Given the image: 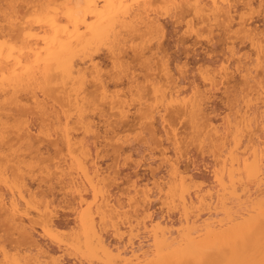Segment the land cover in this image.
<instances>
[{
  "label": "bare ground",
  "instance_id": "1",
  "mask_svg": "<svg viewBox=\"0 0 264 264\" xmlns=\"http://www.w3.org/2000/svg\"><path fill=\"white\" fill-rule=\"evenodd\" d=\"M2 3L0 4V14H1V16H0V144H3L4 145V147L7 145L5 142L8 140V142L10 141V140H13V139H11V138H13V137H11V138H9V135H8V138H6L5 136L7 135L6 133H10V134H13L15 131H16V134L17 133H19V134H15L16 136H17V140H19L20 139V143H23L24 142V140H26V137H29V139L30 138H32L31 136H30V134H31V130L32 129H30V127L31 126H33L32 124H31V126H29L30 125V123L28 122V117L27 116H24V115H26L27 113H28V115L31 113V112H29V110H28V112L27 113H24L25 111L24 110H22L23 109V106H25L24 108H26L28 105L27 104H22V107L20 106H18L19 104V99H18V94H25V93H30V94H32L33 95V98H35L34 96H37V94H36V92L38 91V88H40V89H42V91H44L45 93H47V95H49L48 97H51L52 98V96H54L53 98H54V100L57 102V104H59L60 106H61V108H62V110H64L65 108H67L66 110H64V111H62L61 113L62 114H59V115H61L60 117L57 115L56 117H55V119L57 118V122L55 123V125L53 124V122H54V120L52 121V124H53V126L50 124V122L48 121V120H45L44 122H47L46 124L47 125H51V127H53V130H55V129H57V130H55L57 133H58V131H59V134L58 135H60V133H61V137H62V139L65 141V143L67 144V146H65V147H68V149L69 150H73V146L74 145H76V143H73V140L75 139V138H82L83 139V135H81V136H83V137H79L78 135V137L76 136V137H74V135L76 134L75 132H79V131H83V133H84V135H86V136H89V135H87L88 133L90 134L91 132H93V134L95 133V129H94V131L91 129V127L92 128H94V126H95V124H94V126L92 125L91 126V121L92 120H90V118L89 117H92L91 115L89 116V114L91 113H89L88 111H89V109H88V107H87V104L89 105V108H90V106L91 107H93V105H90V104H92L91 102H89V101H87V102H84L85 101V97H83L82 96V92L84 91V89H85V87H86V83L88 82L87 80L90 78V77H88V79H87V76H86V71H87V68L88 67H91L90 68V70L91 71H93L94 73H96V75H94L93 76V85H90V86H93V87H91L90 89L91 90H89L88 92V94H94L95 92H97L96 90H101V91H103V92H106V88H108V86H110V84L111 85H113L114 87H116L117 89H120L121 87H122V85L124 84V82H123V80L125 79L127 82H126V84H129V85H133V84H137V86L139 85V79H137V74L135 73V72H137V71H134V70H136L135 69V67H136V65H138V66H140L139 68H141V70L143 71V74H142V78H143V82H142V87L140 86V88H142V89H144V90H141L143 93V95H141V97L143 96L144 98H145V100H147V102H148V99H146V97H150V96H152V95H154V96H152V100L153 99H156L155 100V103H156V105L157 104H159V102H161V100L160 99H163V98H165L166 97V93H168V97H170V95L172 96L173 94H174V96H175V94H180V92H181V89H184V87H182L183 86V84H181V83H183V81L182 80H184V83H185V81H187V80H189V74L191 73V71H190V68H189V64H187V62H186V64L184 65V66H176V69H177V72L179 73L178 74V77H176V76H174L173 74H172V72H171V70H170V68H169V63L171 62V60H172V55H171V53H170V49H169V46H168V42H166V43H162L161 41L160 42H158V44L156 43V46H154V45H152V47H139L138 48V46L140 45L141 46V44H139V45H137V48H135V47H131V45L129 46V45H127L128 44V42H129V39H132V37L131 36H135V34L136 35H139L140 37L143 35V37H141V38H144V40H145V38H147V37H144V36H146V33H144V32H148V33H150L151 31H154V34H156L155 33V30H163L164 29V27H163V25L162 24H160L159 23V21L158 20H152L153 18H151V20H150V18L148 17V15H147V17L149 18V19H146L147 17H146V7L144 8H142V9H140L141 8V6H142V4L140 5V10H136L137 12H133V13H131V12H129V11H127L129 8H127L126 6V8L125 7H123V10H124V12L122 11V5H120L121 6V8H119V9H121V13H120V10H118V11H116V9L114 10V9H112L113 8V6H115V5H112L111 6V9H109V7H110V5L109 4H114L112 1L111 2H108L107 3V5H109L108 6V8L107 9H109V10H106V7L105 6H102V8H104V9H99V1L100 0H63L65 3H67V4H71V3H73L72 4V6H74V7H72L71 6V8L69 9V8H66L65 10H67V11H65V10H63V11H65L66 12V15H67V18H66V20H65V18H63L62 16H60V15H62L63 13V15H65V12H63L61 9H60V11L61 12H59L58 11V8H56V7H58L57 6V3L56 2H60L59 0H47V2L48 1H50V2H48V3H50L49 5H51V4H55L56 6H50L49 8L51 9V10H49V13H50V15L48 16V21H47V19L45 20V18H47V15L49 14L48 13V10H43L44 12H42V14H39L40 16L41 15H43L42 16V19H44V20H42V19H39L38 17V19H39V21L41 22H45V21H47V22H45V24L47 25V27L45 28L44 26H46L45 24H43L42 22V24L44 25H42L41 26V24H40V22L38 23V21H37V24H33V25H31L32 23H30V22H32L31 20H28L27 22L26 21H21V20H14V21H21L20 23L22 24H24V22H25V25H26V27H25V25H20V26H15L14 25V22H13V20H11L12 18H16V14L17 13H15V12H20V9L22 10V8H19L20 7V2H18L17 4H19L18 6V8L17 9H19V10H17L16 8H14L15 6H13V4H11V2L9 1V0H0ZM18 1V0H17ZM20 1V0H19ZM22 1V0H21ZM32 1V0H31ZM37 1V0H36ZM39 2H41V1H43V0H38ZM46 1V0H45ZM62 1V0H61ZM62 1V2H63ZM107 1H109V0H107ZM127 1V0H126ZM125 1V2H126ZM133 1V0H132ZM144 1H146V0H144ZM147 1H148V3H147ZM146 1V3L150 6V8H151V6L152 7H154L155 8V3H157L158 1H160L159 3H165V2H163L164 0H147ZM165 1H168V4H172L173 6H176V7H172V8H174V10L176 9H178V13L176 12V10L174 11L177 15L179 14V18L181 19V15H185V14H187L186 12H189V11H192V13L194 14V16H195V18L201 23V24H204V23H207L208 22V27H209V24H210V26H212L213 24H212V22H214V24L216 23V22H218L219 20H220V27L222 28L223 26V28H224V30H225V32H224V36H226V34L227 35H229V37H231L230 36V34L233 32V29L236 27H240V29H241V27H244V24L243 23H245L242 19H244V18H242V17H240V20L242 21V23H241V21H238V19H237V23H235V20H236V14H237V17L238 16H240V15H238V13H239V8H240V6L237 4V3H233V2H231L230 0H165ZM23 2H25L26 3V1H24L23 0ZM29 2V1H28ZM27 2V3H28ZM101 2V1H100ZM124 2V1H123ZM129 2V1H128ZM137 2V1H136ZM136 2L134 3V4H136ZM143 2V1H142ZM13 3V2H12ZM15 3H16V1H15ZM34 3H36L37 4V2H34ZM42 3V2H41ZM41 3H40V5H41ZM46 3V2H45ZM45 3L43 4V5H41L42 7L44 6L45 7V9H46V6H48L47 4L45 5ZM105 3V2H104ZM137 3H139V2H137ZM146 3H145V6H148V5H146ZM250 3V2H249ZM249 3H245V0H244V6H243V8H245V6L248 8V6L249 7H251L252 5L251 4H249ZM11 4V5H10ZM64 3H62V5H63ZM103 3H101V5H102ZM116 4V3H115ZM118 4H121V3H119L118 2ZM123 4V6L125 5L124 3H122ZM131 4V3H130ZM150 4H152V5H150ZM154 4V5H153ZM166 4V3H165ZM25 5V4H24ZM30 5V4H29ZM35 5V4H34ZM58 5H61V3L60 4H58ZM66 5V4H65ZM106 5V6H107ZM133 5V4H132ZM139 5V4H138ZM137 5V8L139 7ZM164 5V4H163ZM171 5V6H172ZM251 5V6H250ZM262 5V4H261ZM11 6V7H10ZM26 6V7H25ZM24 7L25 8H28V6L27 5H25ZM130 6V5H129ZM158 6H160V5H157L156 7L158 8ZM164 6H166V5H164ZM22 7V6H21ZM24 7H23V9H24ZM34 7V6H33ZM65 7V6H64ZM64 7H62V9L64 8ZM66 7H67V5H66ZM115 7H117V4H116V6ZM131 7V6H130ZM136 7V6H135ZM169 6H166V8H168ZM10 8H14V9H16V11L14 12L15 13V15H12V13H13V11H12V9H10ZM59 8H61V7H59ZM101 8V7H100ZM253 8V7H252ZM3 9V10H2ZM125 9H127L126 11H125ZM165 9V8H164ZM163 9V10H164ZM168 9H170V8H168ZM246 9V8H245ZM251 9V8H250ZM102 10V11H101ZM132 10H134V8H133V6H132ZM153 10V9H152ZM171 10H173V9H171ZM10 11H12V12H10ZM24 10H22L21 12H20V15H21V13H24L25 14V12H23ZM51 11V12H50ZM59 13H58V12ZM157 11H159L158 9H157ZM166 11V10H165ZM246 11V10H245ZM255 11V10H254ZM258 11V10H257ZM27 12V11H26ZM32 12H36V11H34V10H32ZM63 12V13H62ZM10 13H11V15H12V18H10ZM44 13H46V15L44 14ZM258 13V12H257ZM264 13V12H263ZM19 14V13H18ZM17 14V15H18ZM34 14V13H33ZM32 14V15H33ZM58 14H60L59 16H58ZM122 14V15H121ZM159 14H160V12H159ZM45 15V16H44ZM156 15H158V14H156ZM167 15V14H166ZM176 15V16H177ZM253 15H255V14H253ZM252 15V16H253ZM14 16V17H13ZM22 16V15H21ZM25 16V15H24ZM23 16V17H24ZM28 16V15H27ZM128 16H130L131 18L130 19H132V20H129V19H127V17ZM154 15H152V17H153ZM264 16V15H263ZM23 17H21V18H23ZM34 18L36 17V16H33ZM45 17V18H44ZM62 19H61V18ZM65 17V16H64ZM92 17H96V19L98 18V20H97V22L95 21V19H92ZM146 17V18H145ZM156 17V16H155ZM178 17V16H177ZM17 18L19 19V16H17ZM28 18H30V17H28ZM33 18V19H34ZM89 18H91V20H94L95 22L94 23H89ZM129 18V17H128ZM157 18V17H156ZM191 18H192V16H191ZM251 18V17H250ZM32 19V20H33ZM37 19V20H38ZM89 19V20H88ZM189 19V18H188ZM253 19V18H252ZM262 19H264V17L262 18ZM23 20V19H22ZM25 20V19H24ZM27 20V19H26ZM36 20V19H35ZM64 20V21H63ZM149 20V21H148ZM245 20H246V18H245ZM133 21H134V25H133ZM189 21V24H190V20H188ZM121 22V23H120ZM140 22V23H139ZM191 22H193V21H191ZM12 23V24H11ZM17 23V22H16ZM119 23V24H118ZM117 24V25H116ZM136 24V25H135ZM139 24V25H138ZM140 24L142 25V26H140ZM187 24H188V22H187ZM187 24H186V27H187ZM191 24H193V23H191ZM191 24L190 25H188L189 26V28H191ZM212 24V25H211ZM236 26H235V25ZM13 25V26H12ZM119 25V26H118ZM206 25V26H207ZM216 25V24H215ZM223 25V26H222ZM238 25V26H237ZM246 25V24H245ZM15 26V28L18 30V28H19V32H21L20 31V29L22 28H24V30H26V31H24V30H22V31H24L25 33H23V32H21L20 34H19V36H21V37H25V39L24 40H21L22 38L21 37H19V38H21V39H19L18 37L17 38H15L12 34H15V32L16 33H19V32H17V31H13V29H15V28H13ZM22 26V27H21ZM41 26V27H40ZM121 26V27H120ZM140 26V27H139ZM194 25H192V27H193ZM217 26H218V24H217ZM44 27V28H43ZM85 28V30H84V28ZM143 27V28H142ZM185 27V26H184ZM220 27H218V28H220ZM248 27V26H247ZM13 28V29H12ZM35 28H39L40 30L42 29V32L44 33H42V35H39V32H38V30H37V34L35 33V34H33L34 32H32V31H34V29ZM116 28H117V31H116ZM141 28L143 29L142 31H141V33H144V34H142V35H140L141 33H139L138 34V32H140V30H141ZM217 28V27H216ZM237 28V29H238ZM15 29V30H16ZM29 29H30V31L32 32V34L30 33V31H29ZM145 29V30H144ZM194 29H196V28H194ZM193 29V30H194ZM236 29V30H237ZM239 29V30H240ZM27 30H28V32H27ZM39 30V31H40ZM238 30V31H239ZM242 30V33H240V34H245V33H247V35H245L246 37H247V41L248 40H250L249 42H250V44H252V47H256V46H258V45H255V44H257V43H264V41L262 40V42H259L260 41V39H262L261 38V36H260V38H259V36L257 37L256 35L255 36H253V34L254 33H252V32H250V30H247L246 29V26L244 27V28H242L241 29ZM144 31V32H143ZM189 31V30H188ZM237 31V32H238ZM256 31V30H255ZM254 31V32H255ZM13 32V33H12ZM35 32H36V30H35ZM195 32H196V30H195ZM236 32V34L235 35H233V37H235L238 33ZM244 32V33H243ZM257 32V31H256ZM262 32V31H261ZM260 32V33H261ZM12 33V34H11ZM134 33V34H133ZM147 33V34H148ZM151 33H153V32H151ZM150 33V35H151V39H153V40H151V41H154L155 39H156V36H152L153 34H151ZM192 33V32H191ZM259 33V32H258ZM185 34V33H184ZM233 34V33H232ZM18 34H16L15 36H17ZM149 35V34H148ZM147 35V36H148ZM149 35V36H150ZM196 35H198V33L196 34ZM242 35V36H243ZM259 35V34H258ZM261 35V34H260ZM138 36V37H139ZM223 36V38L225 39V37ZM238 36V35H237ZM12 37H14L15 39H18V41L19 40H21L22 41V43L20 42V45H18L19 43L18 42H13L14 40V38L12 39ZM136 37V36H135ZM138 37L136 38V40L138 39ZM139 37V38H140ZM228 37V38H229ZM241 37V36H240ZM140 38V39H141ZM241 38H243V37H241ZM256 38H258L259 39V41L256 39ZM147 39H149V37L147 38ZM146 39V40H147ZM158 39V38H157ZM237 39V38H236ZM239 39V38H238ZM237 39V40H238ZM29 40V41H28ZM106 40H108L110 43H109V45H107L108 44V42L106 41ZM139 40V39H138ZM168 40V39H167ZM233 40V39H232ZM240 40V39H239ZM243 40H244V38H243ZM245 40H246V38H245ZM15 41H17V40H15ZM38 41H41L42 42V45H41V43L40 42H38ZM102 41L103 42H107V44H102V46L103 45H105V46H103L102 48L103 49H106L105 50V52L107 51V46H109L108 48H110V49H108L109 50V53H108V51L106 52L107 54H108V56L107 55H103V56H100V54L97 52V50H98V48H99V44L100 43H102ZM255 41H257V43L255 42ZM111 42H116L118 45H116V43L115 44H112ZM150 42V41H149ZM155 42V41H154ZM239 42H241V41H239ZM18 43V44H17ZM39 43H40V45L42 46H40V47H35V46H37V45H39ZM246 43H248V42H246ZM95 44H97V45H99L98 46V48L97 47H95L96 49H93L94 48V46H95ZM110 44H111V46H112V49H111V46H110ZM152 44V43H151ZM176 44H177V42H176ZM175 44V45H176ZM180 44V43H179ZM16 45H18V47L16 46ZM96 45V46H97ZM115 45V46H114ZM146 45V44H145ZM222 45V44H221ZM235 45V44H234ZM238 45V44H237ZM241 45V44H240ZM244 45H245V43H244ZM127 46H129V48L127 47ZM177 46H179V45H177ZM176 46V48H179V47H177ZM261 46V44L258 46L259 48H255V50L257 51V49H261V50H263L264 51V47H263V44H262V47H260ZM33 47H35L36 49H34ZM115 47V48H114ZM116 47H117V49H116ZM127 47V48H126ZM141 48V49H140ZM129 49V50H128ZM189 50V48H187V50L185 49V53L184 54H186V55H184V56H186V60L188 61V59H190V56L192 57V55L190 54V52L188 51ZM260 50V51H261ZM128 51H130V52H128ZM247 51V50H246ZM254 51V50H253ZM259 51V52H260ZM263 51H261L260 52V54L261 53H264ZM227 52V51H226ZM255 52V51H254ZM34 53V54H33ZM101 53H103L102 51H101ZM222 53V52H221ZM32 54V57L30 56ZM105 54V53H104ZM179 54V53H178ZM194 54V53H193ZM234 54H235V52H234ZM258 54V53H257ZM256 55V54H255ZM259 55V54H258ZM264 55V54H263ZM82 56V57H81ZM224 57V56H223ZM264 57V56H263ZM98 58V59H97ZM246 58V57H245ZM250 58V57H249ZM97 59V60H96ZM125 59H126V61H125ZM251 59V58H250ZM252 59H253V57H252ZM258 59H260V58H258ZM79 60V61H78ZM121 60H122V62H124L125 61V63H126V69L127 70H125L124 68H122V69H124L125 70V72L126 73H124L125 75L122 77V72L120 73V72H118V74L116 75H113V76H108V79L106 78V80L104 79V77L102 78V74H99L100 73V70H98V68H99V66L101 65V64H104L105 62H107V61H109V62H111L114 66H118L119 64H121ZM245 60V59H244ZM261 60V59H260ZM264 60V59H263ZM247 61V60H246ZM251 61V60H250ZM245 62V61H244ZM255 62V61H254ZM257 63V62H256ZM255 63V64H256ZM264 63V62H263ZM243 64H245V63H243ZM248 64H250V63H248ZM253 65V67H255L256 65ZM161 65V66H160ZM86 66H88V67H86ZM245 66V65H244ZM243 66V67H244ZM252 66V65H251ZM261 66H263V65H261ZM112 67V66H111ZM243 67H242V69H243ZM248 67V66H247ZM252 67V68H253ZM222 68V67H221ZM225 67H223V69H224ZM259 68H260V66H259ZM263 68V67H262ZM261 68V69H262ZM100 69V68H99ZM102 69V68H101ZM113 70V69H112ZM245 71H246V69H244ZM220 71V70H219ZM242 71V70H241ZM249 70L247 69V71H246V73L248 72ZM252 71V70H251ZM258 71H260V70H258ZM89 72V71H88ZM190 72V73H189ZM225 72L227 73V75H226V73H225V75L226 76H228V73H229V75H231L230 74V72H227V69H225ZM235 72V71H234ZM242 72H244V71H242ZM241 72V73H242ZM141 73V72H140ZM223 73H224V71H223ZM245 73V74H246ZM89 74H91V76H92V72L91 73H89ZM88 74V75H89ZM205 74V73H204ZM264 74V73H263ZM215 75V74H214ZM224 75V74H223ZM225 75L224 76H222V77H224L225 78ZM242 75V74H241ZM107 76V75H106ZM105 76V77H106ZM202 76V75H201ZM203 76H205V75H203ZM208 77H210L209 75H207ZM207 76H205V77H203L202 78V80H204V79H206V77ZM232 76V75H231ZM244 76L246 77L245 78V80H246V83L249 81V79H248V81H247V75H243L242 77L244 78ZM262 76V75H261ZM215 77V76H214ZM241 77V78H242ZM257 77V76H256ZM259 77H260V75H259ZM211 78V77H210ZM210 78H208V79H210ZM238 78V77H237ZM251 78V77H250ZM261 78V77H260ZM92 79H90V80H92ZM137 80V82H136V80ZM191 79V78H190ZM213 78H211V80H209V82L211 81V84H207L208 86L210 85V86H213L214 84L213 83H215V82H213V80H212ZM222 79V78H221ZM226 79H227V77H226ZM229 79H230V77H229ZM257 79V78H256ZM108 80V81H107ZM162 80H165V82H166V89H165V91H164V93H163V91L160 89L161 88V85H162ZM216 80V79H215ZM214 80V81H215ZM222 80H225V79H222ZM190 81V80H189ZM206 81V80H205ZM208 81V80H207ZM206 81V82H207ZM204 82V81H203ZM217 82V81H216ZM227 82H228V80H227ZM250 82V81H249ZM90 83V81L88 82V84ZM92 83V82H91ZM144 83H146V85L144 84ZM242 83V82H241ZM245 83V82H244ZM246 83H245V85H246ZM141 84V83H140ZM181 84V85H180ZM193 84V83H192ZM251 84V83H250ZM151 88V92L149 93V95L150 96H148V86ZM194 85V84H193ZM191 86V87H194V86ZM216 85H218V83H216ZM215 85V86H216ZM228 85H229V83H228ZM242 86L244 85V84H241ZM248 85H249V83H248ZM89 86V87H90ZM206 86V85H205ZM247 86V85H246ZM255 86H256V84H255ZM263 86V85H262ZM118 87H120V88H118ZM130 86H128L127 87V89L129 88ZM198 87V86H197ZM214 87V86H213ZM244 87V86H243ZM243 87L240 89V87H239V89L241 90V92H242V90L243 91H245V87H244V89H243ZM248 87V86H247ZM246 87V88H247ZM251 86H249L248 88H250ZM204 88V87H203ZM207 88H209V87H207ZM211 88V87H210ZM215 88V87H214ZM252 88V87H251ZM251 88H250V90H251ZM261 88H263V87H261ZM35 89H36V92H35ZM130 89V88H129ZM197 88H194L193 90H195V91H193V93H195V95L192 93H189V95L187 96V94L186 93H184V94H186V95H183V97L182 96H180V98L182 97L183 99H181L182 101H180V99L178 100V95L176 96V97H173L174 99H172L171 97V100H172V102H178L180 105L179 106H181L182 107V109H180V110H182L181 111V117H182V115L183 114H189L190 115V117H191V120L193 121V122H195V124L194 125H196V124H198V121L199 122H202L201 124L199 123L198 124V126L196 125L195 127H197L196 128V130H194V131H197V129L198 130H200L199 132L201 133H199L198 131H197V133L199 134V137H197L198 136V134L197 133H195V134H197V135H195V134H193V135H195V137H197V138H199V140L201 139V137L202 136H204V137H202V139H201V141H200V143L201 144H204V145H206L205 143H207V142H205V141H207L208 139V142L211 140L212 141V143L213 144H215L216 143V145H218V147H220V149L219 148H217L216 149V147L214 146V145H212V143H211V145H212V147H213V149L216 151V150H221L222 151V153H224L223 155H222V153H221V151L219 152V151H216V153H218L217 155H220L221 156V159H222V156L224 157L223 159L224 160H222V162L221 161H218L217 160V158H216V164H219V166L221 167H218L216 170L214 169V171H216V172H214V171H212V172H214L217 176H216V179H215V177H214V175H213V177L214 178H212V176H211V178L212 179H215V182H216V185L214 184V183H211V182H213V181H209L210 183L208 184L207 182H208V180H203V177H202V181H200V179H199V181L197 182H193V178H190L189 176H188V180L185 178V179H179V180H177L178 182L176 183V179L175 178H173L171 175H174V176H176L175 175V173L177 174L178 172H179V174H182V172L181 171H179V169H180V167L178 168V166H177V164L176 163H178V160L177 159H175V160H177V162L174 164V162H172L171 164H170V162H169V165H170V168H171V171H172V173H174V174H172V173H170V175L168 176V177H172V179H175V181L173 180V182H175V183H173V184H171L170 186L169 185H167V186H169L168 187V189H166V190H168L167 192H168V194H166L167 196L169 195V197L170 198H172L173 200L175 199V201L176 200H178L179 201V204L178 205H173V206H175L174 208L175 209H177V207L179 208V212L181 211L182 212V214L184 215V217H185V219L183 218V216H182V214L181 213H179V214H181L180 216H181V218L182 219H184L183 221L181 220V219H179V218H177L178 220H180L179 222H178V220L176 221L174 218H176V217H172L171 219H170V216L171 215H167V217H168V219H165L163 216V220H160L162 217H160L158 220H153V218L151 217V216H153L151 213H152V210H151V208L152 207H150V205H152V203H150V201H149V198L148 197H150L149 195H146L147 193H149V190H148V192L146 191L145 192V187H144V189L143 188H140V190H138L137 188H136V186L138 187L139 185H137V184H135L136 186H135V188L137 189H135L134 191H132L134 194H135V196H137L138 195V197H136V202H135V204H136V210H135V214H130V213H132V211H130L128 214H127V212H125V210L127 209V208H125V206H123L122 208V214L120 215V212H118V213H113V211H112V206H111V209H110V211L109 210H107L106 208H107V206H110L109 204L107 205V206H105L107 203H108V200L106 201V199H104V198H106L105 196H104V198H103V202L102 203H104L105 202V204H103L102 205V203L101 202H98V200L100 199V198H102L103 197V187H101V185H99V184H97V183H95L94 182V179L92 178V177H90V172H89V170H88V168L89 167H87V165H91L90 163H92V161L93 160H89L88 158H90V157H88L89 155L91 156V153L90 154H86L85 152H86V150L87 151H89L87 148H88V146L89 145H85L86 143L84 142V141H81V142H83L82 144H84L85 145V147L87 146V148H86V150H84L85 152H82L83 154H85V157L82 155V156H76V154L74 153V151H73V153L75 154V158L73 157V155L74 154H72V152L70 151L69 153H71L72 154V156L71 155H68L70 158H73L72 159V162H74L73 164L74 165H76L77 166V169L80 171V173L82 174V175H84V178L86 179V181H87V184H88V187H86V186H84V185H80V184H77L78 182H76L75 181V179H77V178H75V179H71L73 182H72V184H70V186L72 185V187H73V189H71L70 188V190L72 191V190H74V194H71L72 195V197H74V195H77L78 196V198L80 199V201L78 200V203L80 202L81 203V201L82 202H84V203H82V204H85V202H86V204L88 203L87 202V198H86V201H85V197L84 196H86L85 194L86 193H84V192H87V191H90L91 192V197L93 198V201L92 200H90V201H92V203L91 204H88V207H86V209L83 211V212H80L81 214H80V216H79V218H78V220H79V222H80V224H79V222H78V225L80 226L79 228H81V236H80V238H78V239H74V241H75V244H73V242L74 241H71L72 242V244L73 245H75L76 247L75 248H77L78 250H80L81 251V255L82 256H84V258H83V260L84 261H88V260H86V259H90V261L91 262H93V261H97V263L98 264H101V263H103V264H116L115 263V261H117L118 262V264H120L119 262H120V260H121V263L122 264H264V144H262L261 143V145H260V147H258L259 145H256V143H258V142H256V141H254L253 140V138H252V140H253V142H256L254 145H252V141H248V143L250 144V142H251V145H252V147H250V145H246V144H248L247 143V141L246 140H248L249 139V136H252L253 137V132H252V129H253V126H251V119L253 120L254 119V117L253 118H251V116H252V114L254 113L253 111H247V113H251V112H253V113H251V115H249V114H245V113H243V114H238L237 113V115H239V116H237L238 118H236L235 116H234V118H236V119H233L231 116H229V120H230V117H231V121H232V119H233V121L232 122H229V121H227V122H229V126H227V128L225 129V127L223 128V132H219V130L221 129V128H219L218 130H217V126H216V128L215 127H213V124L211 125V127H210V123H209V120H210V122H211V116L209 115V114H207V113H210V111L208 112L207 111V113H205L206 111H205V108L206 107H204V105L203 104H205L206 102H205V96L206 95H203L201 92H200V94H199V91H197L196 90ZM211 89H213V88H211ZM233 89H235V88H233ZM257 89V88H256ZM186 90V89H185ZM199 90H201L200 88H199ZM214 90H216V89H214ZM239 90V91H240ZM248 90V89H247ZM258 90H260V89H258ZM263 90V89H262ZM122 89L121 90H117L116 91V93H119V96H120V98L118 99V98H116V100H115V98H113V97H115L114 95L110 98V100H109V97L108 96H106V97H108V101H110V102H107V104L109 103V105L110 106H108L109 108V111L111 110V112L114 110V109H116V110H118V112H120V114H122L123 112H125L126 110H124V109H126V108H123L122 109V103H124L123 101H122ZM191 91H192V89H191ZM228 91H229V89H228ZM238 91V92H239ZM230 92H232V90L230 91ZM230 92H228V95L230 96V94L231 95H236L235 97H237L236 99H235V97H232V99H235V102L236 101H238L239 99H238V96H237V94H232V93H230ZM245 92H247V91H245ZM255 92V91H254ZM258 92V91H257ZM263 92V91H262ZM40 93V92H39ZM126 93V92H125ZM233 93H237V92H233ZM240 93V92H239ZM238 93V94H239ZM244 93V92H243ZM243 93H242V95H243ZM260 93V92H259ZM141 94V93H140ZM196 94H199V95H196ZM226 95H227V93H225ZM100 95H101V93H100ZM136 95H137V93H136ZM139 95V94H138ZM165 95V96H164ZM190 95H192L191 97H189ZM225 95V96H226ZM241 95V94H240ZM239 95V96H240ZM241 95V96H242ZM246 95H247V93H246ZM249 95H250V93H249ZM249 95H247V97H249ZM260 95V94H259ZM258 95V96H259ZM27 96V95H26ZM29 96V95H28ZM118 96V97H119ZM184 96H186V97H189L188 99H186V97H184ZM32 97V96H31ZM30 97V98H31ZM48 97H46V98H48ZM155 97V98H154ZM227 97V96H226ZM243 97V96H242ZM205 98V99H204ZM240 98V97H239ZM260 99H261V97H259ZM36 100L38 99V97L37 98H35ZM34 99V100H35ZM118 99V100H117ZM231 99V98H230ZM230 99H228V97L226 98V100H229V101H231ZM240 99H242V98H240ZM243 99H245L244 101H245V104L247 103L246 102V97H243ZM248 99V98H247ZM252 99V98H251ZM250 99V100H251ZM257 99V98H256ZM98 100V99H97ZM100 100V99H99ZM144 100V99H143ZM158 100H159V102H158ZM164 100V99H163ZM169 100V99H168ZM170 100V101H171ZM206 100H208V99H206ZM262 100V99H261ZM107 101V100H106ZM105 101V102H106ZM134 101V100H133ZM150 101V100H149ZM165 101H166V99H165ZM244 101H242L241 100V102H243L244 103ZM248 101V100H247ZM41 102V101H40ZM89 102V103H88ZM101 102V101H100ZM128 102V101H127ZM151 103H152V101H150ZM164 102V101H163ZM172 102H171V104H172ZM203 102V103H202ZM235 103L233 100L231 101V103ZM240 102V101H239ZM253 102H256V100L255 101H253ZM36 103V102H35ZM42 103H44L43 101H42ZM41 103V104H42ZM48 103H51V102H47V105H49ZM97 103H99V102H97ZM162 103V102H161ZM233 103L232 104H230V106H229V108H231V105L234 107V105H236V104H234L233 105ZM262 103V102H261ZM264 103V102H263ZM37 104L38 103H36V107H38L37 106ZM106 104V103H105ZM124 104H126V105H128L127 103H126V101H125V103ZM123 104V105H124ZM146 104V103H145ZM166 104H167V102H166ZM239 104V103H238ZM27 105V106H26ZM42 105H45V104H42ZM42 105H40V103H39V108H41L40 109V111L42 112V111H44V109L42 110V108H43V106ZM58 105V106H59ZM104 105V104H103ZM155 105V104H154ZM154 105H150L149 107L148 106H145V108L147 109H143L144 110V113H143V111H141V112H139V114H140V116H143L144 117V115L147 117V119L149 118V119H151L152 117L154 118V116H152V113L154 112L153 110L155 109V106ZM165 105V104H164ZM174 105H175V103H174ZM240 106H241V104H239ZM243 105V104H242ZM252 105V104H251ZM13 106H15L14 108L15 109H12L13 108ZM42 106V107H41ZM50 106H52V105H50ZM54 106V105H53ZM106 106V105H105ZM238 106V105H237ZM240 106H238V107H236V108H239ZM245 107H247V105H244ZM22 108L21 110L19 109V108ZM95 107V106H94ZM123 107H125V106H123ZM148 107V108H147ZM154 107V108H153ZM204 107V108H203ZM227 107V106H226ZM232 107V108H233ZM249 107V106H248ZM258 107V106H257ZM17 108V109H16ZM44 108H46L45 106H44ZM61 108L59 107V109L61 110ZM228 108V109H229ZM235 108V107H234ZM233 108V110H235V113L236 112H238L237 110H236V108L234 109ZM249 108H251V106L249 107ZM248 108V109H249ZM255 108V107H254ZM27 109V108H26ZM38 109V108H37ZM36 109V110H37ZM57 109H58V107H57ZM57 109H55L54 107L52 108V112H53V110L54 111H57ZM59 109H58V111H59ZM91 109H93V108H91ZM95 110H96V108H94ZM93 109V110H94ZM98 109V108H97ZM100 109V108H99ZM108 109L105 111V109L104 110H102V108H101V110H100V112L101 113H99L98 112V116H99V114H100V116H99V119H100V117H102L101 119H104V118H106V115H105V113L108 111ZM240 109V108H239ZM246 109V108H245ZM253 109V108H252ZM10 110H15V111H13L14 113H17V114H19L20 113V111H24L23 113L24 114H20V115H17V114H15V117H12V116H14V113L13 112H11ZM17 110H18V112H17ZM93 110H91L92 112H93ZM122 110H124V111H122ZM178 111H180L179 109H177ZM176 110V111H177ZM230 111L232 110V109H229ZM243 110H244V108H243ZM259 110V109H258ZM9 111L11 112V113H9ZM40 111H39V113H40ZM215 111V110H214ZM230 111H229V113H228V115L230 114ZM245 111V110H244ZM244 111H242V112H244ZM51 112V113H52ZM95 112H97V111H95ZM110 112V113H111ZM213 112V111H212ZM231 112H233V111H231ZM246 112V111H245ZM261 112V111H260ZM8 113V114H7ZM45 113V111L43 112V113H41L42 115H49V114H44ZM54 113V112H53ZM52 113V114H53ZM94 113V112H93ZM108 114H109V112H107ZM114 113H115V111H114ZM113 113V114H114ZM215 113V112H214ZM261 113H263V112H261ZM6 114H7V117H9V118H14V119H16L15 121H14V119L13 120H9V119H7L6 118ZM32 115H34L33 113H31ZM92 114V113H91ZM95 114V113H94ZM179 113L178 112H176V114L175 115H178ZM213 114V113H212ZM245 114V115H244ZM16 115H17V117H16ZM23 115V116H22ZM36 115H37V117H39L40 116V114H37L36 113ZM39 115V116H38ZM41 115V116H42ZM96 115V114H95ZM116 115H118L119 116V114H116ZM123 116H121V119H122V117L124 118V113L122 114ZM151 116V117H148V116ZM175 115H173L172 114V118H173V116H175ZM189 115H188V118H189ZM208 115H209V117H210V119H209V117H208ZM228 115H227V117H228ZM21 116V117H20ZM41 116L39 117L40 119H42L41 118ZM46 116V117H47ZM109 116V115H108ZM114 116V115H113ZM139 116V117H140ZM179 116V115H178ZM179 116V117H180ZM186 117H187V115H185ZM242 116V117H241ZM253 116H254V114H253ZM258 116V115H257ZM24 117H27V119L26 118H24ZM33 117V116H32ZM104 117V118H103ZM116 117V116H115ZM176 117V116H175ZM174 117V118H175ZM184 117V116H183ZM182 117V118H183ZM208 117V118H207ZM261 117H264V115L262 116V115H260V119H261ZM5 118L7 119V120H5ZM18 118V119H17ZM111 118V117H110ZM109 118V119H110ZM114 118V117H113ZM153 118H152V120H153ZM162 118V117H161ZM193 118H195L194 120H193ZM197 118V119H196ZM241 119V121H240V119ZM24 119H26V120H24ZM33 119V118H32ZM44 119H46L45 117L42 119V120H44ZM50 121H51V118H48ZM107 120H105L104 122H106L107 121V123H104L103 122V124L104 125H106L107 127L105 128L107 131L106 132H108V130L110 131V133H111V136H112V134L113 133H115L116 132V129H118L119 130V128H121L120 127V125H119V123H117V121H119L120 123H121V119H119V120H116L115 122L116 123H114V122H112V123H110L109 121H112V120H109L108 121V118H106ZM144 119H146V118H144ZM163 120H162V122H163V125H164V127L167 125V119L165 120V117H163L162 118ZM209 119V120H208ZM224 119L226 120L227 118L226 117H224ZM238 119V122L236 121ZM29 120H31V119H29ZM142 120V119H141ZM176 120H177V118H176ZM184 120V119H183ZM188 120V119H187ZM190 120V122H192ZM228 120V119H227ZM234 120H235V122H234ZM264 120V119H263ZM11 121H13L11 124L9 123V122H11ZM186 121V120H185ZM197 121V122H196ZM253 121H256V120H253ZM252 121V122H253ZM259 121V120H258ZM94 122V121H93ZM160 122V121H159ZM189 122V121H188ZM189 122V123H190ZM222 122V121H221ZM226 122V121H225ZM225 122H223L224 124H225ZM14 123V124H13ZM31 123H33L32 121H31ZM142 123V122H141ZM144 123V122H143ZM146 123V122H145ZM152 123H154V122H152ZM215 123V122H214ZM9 124H10V126H12V124H13V127H10L9 126ZM150 124H151V122H150ZM161 124V123H160ZM258 124V123H257ZM261 124H262V122H261ZM131 125H133V124H131ZM148 125V122H147V124H146V126ZM152 125V128H147V129H149V131H148V133H150V137L152 138V140H154V139H157L158 137L157 136H159V135H161L162 136V131H161V133H160V129L158 130V128L157 127H155L153 124H151ZM150 125V126H151ZM163 125H161V126H163ZM188 125V124H187ZM191 125H192V123H191ZM54 126H55V128H54ZM222 126V125H221ZM50 127V128H51ZM139 127V126H138ZM141 127V126H140ZM144 127H145V125H144ZM143 127V128H144ZM163 127V128H164ZM167 127V126H166ZM165 127V128H166ZM194 127V128H195ZM32 128V127H31ZM46 128H48V127H45V129ZM50 128H49V130H50ZM161 128V127H160ZM162 128V130H164V133H165V135H167L169 132L171 133V131H174L173 129L171 130V131H167V128L166 129H163ZM209 128V129H208ZM211 128V129H210ZM250 128H252V129H250ZM261 128H262V126H261ZM122 129V128H121ZM146 129V130H147ZM189 129H190V126H189ZM193 129V128H192ZM191 129V130H192ZM202 129H203V131H202ZM264 129V128H263ZM13 131V133H12V131ZM37 130V129H36ZM48 130V131H49ZM51 130H52V128H51ZM52 130V131H53ZM92 130V131H91ZM117 130V131H118ZM167 132H166V131ZM176 130V129H175ZM190 130V131H191ZM224 130H225V132H224ZM259 130V129H258ZM262 130V129H261ZM11 131V132H10ZM104 131V130H103ZM102 131V132H103ZM177 131H178V129H177ZM187 131V130H186ZM189 131V132H190ZM193 131V130H192ZM250 131H251V133H250ZM55 132V133H56ZM258 132V131H257ZM262 132V131H261ZM20 133H22V134H20ZM35 133V132H34ZM56 133V134H57ZM79 133H81V134H83L82 132H79ZM170 133H169V135H170ZM191 133V132H190ZM221 133V134H220ZM223 133V134H222ZM224 133H227V134H224ZM248 133V134H247ZM249 133L251 134V135H249ZM259 133V132H258ZM4 134H6V135H4ZM45 134V133H44ZM78 134V133H77ZM92 134V133H91ZM96 134H98V132L97 133H95V136H96V138L97 139H100L99 138V134L98 135H96ZM179 134V133H178ZM249 135V136H247V135ZM257 134V133H256ZM14 135V134H13ZM12 135V136H13ZM20 135V136H19ZM22 135V136H21ZM32 135V134H31ZM106 135H107V133H106ZM105 135V136H106ZM174 135H175V132H173V137H174ZM190 135V134H189ZM188 135V136H189ZM192 135V134H191ZM201 135V136H200ZM24 136V137H23ZM39 136V135H38ZM46 136V135H45ZM50 136H51V134H50ZM105 136H100L101 137V139L103 138L104 139V137ZM257 136H258V134H257ZM21 137H22V139H21ZM35 137V136H34ZM48 137H49V135H48ZM47 137V138H48ZM91 137V136H90ZM160 137V136H159ZM245 137H248L247 139L245 138ZM260 137H261V135H260ZM15 139H16V137H14ZM19 138V139H18ZM23 138H25L24 140H23ZM52 138V137H51ZM51 138H49V139H51ZM54 138V137H53ZM106 138V137H105ZM149 138V137H148ZM148 138H147V140H148ZM151 138H149V139H151ZM154 138V139H153ZM196 138V139H197ZM259 138V137H258ZM7 139V140H6ZM10 139V140H9ZM14 139V140H15ZM32 139H34V138H32ZM37 140H38V138H36ZM82 139H79L78 140V142L80 141V140H82ZM86 139H89V140H95L94 138H92V139H90V138H87L86 137ZM100 139V140H101ZM102 139V140H103ZM145 139V138H144ZM161 139V138H160ZM160 139L158 140V143L160 142L161 143V141H160ZM175 140H176V138H174ZM204 139V141H202ZM251 139V138H250ZM249 139V140H250ZM5 141V142H2V141ZM10 141V144H9V149H10V153H11V150H12V152H13V150L15 151V153H14V155H10L9 156V154L7 155V154H5L6 156H9V157H13L14 156V158L13 159H10L9 158V160H8V158H4L5 157V155H4V157H3V155H2V157H1V154H3V153H1L3 150H4V152L6 151V153H9L8 152V149H6V148H8V147H6V148H4L3 150L1 149L0 151V158L1 159H4V161H3V166H2V164L0 163V166H1V168L2 167H4L3 169H5V170H3V169H0V170H2V172H0V176H2L1 175V173L3 174V173H5L4 171H6V169L8 168H6L5 166H6V164H8L7 162H9L10 160H15V154H16V151H18L16 148L15 149H12L11 147H10V145L11 144H13V142H15V143H17V141ZM61 140V139H60ZM89 140H87V141H89ZM162 140V139H161ZM175 140H174V142H175ZM187 140V139H186ZM195 140V138L192 140L193 141V144H194V142L195 143H197L196 141H194ZM264 140V139H263ZM28 141H31V140H28V138H27V140L25 141V143L27 144V142ZM86 141V140H85ZM143 141V140H142ZM151 140H149V142H150ZM164 141V140H163ZM210 141V142H211ZM31 142H33V140L31 141ZM34 142H36V141H34ZM81 142H79L78 144L80 145L81 144ZM93 143V141H90V143ZM98 142V141H97ZM157 142V141H156ZM25 143H24V145H25ZM29 143V142H28ZM90 143H88V144H90ZM159 143V144H160ZM163 143V142H162ZM176 144H175V146L178 144L177 142H175ZM30 144V143H29ZM34 144V143H33ZM82 144H81V147H82ZM154 143H152V145H153ZM157 144V143H156ZM192 144V143H191ZM17 145H19V143H17ZM13 146V145H11L13 148L14 147H18V146ZM24 145L22 144V147H24ZM36 145H38V144H36ZM59 145V144H58ZM60 145H62V144H60ZM92 145V144H91ZM90 145V146H91ZM200 145V144H199ZM199 145L198 146H196V147H199ZM2 146V145H1ZM0 146V147H1ZM20 146H21V144H20ZM27 147H29V145H26ZM25 146V147H26ZM57 146V145H56ZM64 146V145H63ZM93 146V145H92ZM160 146V145H159ZM162 146V145H161ZM193 146H195V145H193ZM192 146V147H193ZM203 146V145H202ZM209 146H210V143H209ZM208 146V147H209ZM257 146V147H256ZM31 147H33V146H31ZM35 147V146H34ZM33 147V148H34ZM37 147L38 146H36L35 148L36 149H34L35 151H38V149H37ZM58 147V146H57ZM174 147V146H173ZM176 147H178V146H176ZM211 147V148H212ZM263 147V148H262ZM3 148V147H2ZM19 148V147H18ZM33 148H31V150L33 149ZM72 148V149H71ZM93 148V147H92ZM191 148V147H190ZM195 148V147H194ZM200 148H203V147H200ZM205 149L207 148L206 146L204 147ZM203 148V149H204ZM210 148V149H211ZM248 148H250V149H248ZM260 150H259V149ZM20 149H21V147H20ZM19 149V151H18V153H19V155H21L23 152L24 153H26L27 155H24V156H28V157H30V153H28V152H26L27 150L29 151V149L28 148H25V149H27V150H25V151H23L22 152V149L20 150ZM61 149L63 150V148L61 147ZM174 149V148H173ZM183 149V148H182ZM203 149H201V150H203ZM203 150V151H201V154H202V152H204V151H206V150H209L208 148L206 149V150ZM261 149H263V151H261ZM65 150H66V148H65ZM93 150H94V148H93ZM98 150V149H97ZM96 150V151H97ZM195 150V149H194ZM66 151H68V150H66ZM65 151V152H66ZM83 151V150H82ZM92 151V150H91ZM115 151V150H114ZM165 151V150H164ZM182 151V150H181ZM186 151H188V150H185V152ZM193 151V150H192ZM198 151V150H197ZM262 153H261V152ZM22 152V153H21ZM63 152V151H62ZM162 152V151H161ZM210 152V151H209ZM208 152V153H209ZM212 152V151H211ZM210 152V153H211ZM64 153V152H63ZM67 153V152H66ZM88 153V152H87ZM100 153V152H99ZM98 151H97V153L96 152H94L93 154H96V156H95V158L97 157L98 158ZM117 153V152H116ZM116 153H114V154H116ZM163 153H165V152H163ZM162 153V157H163V154ZM193 153V152H192ZM198 153V152H197ZM200 153V152H199ZM207 153V152H206ZM208 153H207V155H208ZM213 153H215L214 151H213ZM32 154H34V153H32ZM41 154V153H40ZM48 154V153H47ZM190 154V153H189ZM195 154H196V152H195ZM201 154H199V157L201 156ZM23 155H21V157L23 156ZM43 155V154H42ZM46 155V154H45ZM50 155V154H49ZM86 155H88L87 157H86ZM98 155V156H97ZM117 155H118V153H117ZM121 155V154H120ZM191 155V154H190ZM210 155V154H209ZM17 156V155H16ZM33 156L34 155H32L30 158H29V160L32 158L33 159V161H29L27 158L25 159L24 157V160H26V162L27 161H29L30 163H32V162H34L33 164L35 165V166H41L42 167V165H37V163H35V158H33ZM35 156H36V154H35ZM48 156V155H47ZM53 156V155H52ZM51 156V157H52ZM165 156V155H164ZM169 156V155H168ZM187 156V155H186ZM196 156V155H195ZM203 156V155H202ZM205 156V155H204ZM215 156V155H214ZM19 157V156H18ZM17 157V158H18ZM19 158V159H22V158ZM38 157V156H37ZM50 157V159H53V158H51ZM69 157H68V160L70 161V159H69ZM101 157V156H100ZM185 157V156H184ZM210 157V156H209ZM216 157V156H215ZM218 158H220L219 156H217ZM16 158V159H17ZM48 158H49V156H48ZM92 158V157H91ZM94 158V157H93ZM92 158V159H93ZM165 158V157H164ZM167 159H169L168 157H166ZM188 158V157H187ZM202 158V157H201ZM204 158V157H203ZM203 158H202V160H203ZM206 158H207V156H206ZM213 159H214V157H212ZM7 159V161H5ZM18 159V160H19ZM44 159H45V157H44ZM44 159H42V160H44ZM117 159V158H116ZM41 160V161H42ZM47 160L48 159H46L45 160V163L47 162ZM59 160V159H58ZM100 160V159H99ZM196 160H198V159H196ZM212 160V159H211ZM210 160V161H211ZM23 161V160H22ZM21 161V163H23V166H24V168H21V169H26L25 167H28V168H30L31 166L29 165H27V163H25L24 164V162H22ZM40 161V160H39ZM39 161H37L38 163H39ZM49 161V160H48ZM67 161V160H66ZM68 161V162H69ZM167 161V160H166ZM169 161V160H168ZM167 161V162H168ZM172 161V160H171ZM191 161V160H190ZM193 161V160H192ZM191 161V162H192ZM206 161V160H205ZM204 161V162H205ZM214 161H215V159H214ZM6 164H5V163ZM12 162V161H11ZM28 162V163H29ZM71 161L69 162V164L68 163H66V164H68V165H70L71 163H72ZM198 162V161H197ZM200 162H201V159H200ZM207 162V161H206ZM213 162V161H212ZM10 163V162H9ZM13 163H15V164H13ZM17 163H18V161H17ZM16 162H12V164L14 165V167H16V170L18 169V165H16L17 164ZM20 162L18 163V164H21ZM44 163V162H43ZM59 163V162H58ZM57 162H56V164H58ZM62 164L63 163H65V161L63 162V160H62V162H61ZM96 163V162H95ZM95 163H93L94 165V172H98L99 170H100V167L99 166H97ZM189 163V162H188ZM211 163V162H210ZM5 164V165H4ZM11 164V165H12ZM40 164H42L41 162H40ZM168 164V163H167ZM187 164V163H186ZM203 164H205V163H203ZM10 165V164H9ZM13 165H12V168H13ZM60 164H58L57 165V167L59 166ZM64 165V164H63ZM169 165H167V166H169ZM189 165V164H188ZM191 165H194V164H191ZM196 165H197V163H196ZM206 165V164H205ZM222 165V166H221ZM22 166V165H21ZM20 165H19V168L21 167ZM52 166V165H51ZM218 166V165H217ZM55 167L56 166H54V169H55ZM56 167V171L55 172H57V171H59L60 169H61V165H60V168L58 169ZM70 167H72V166H68L67 167V170H68V168H69V170L72 172V168H70ZM110 167V166H109ZM36 168V167H35ZM45 168H46V170H45ZM99 168V169H98ZM107 168V167H106ZM111 168V167H110ZM187 168V167H186ZM186 168H185V171H187L186 170ZM195 168V167H194ZM10 167H9V170L8 171H10ZM21 169H18L17 171L15 170V168H13V170H15L13 173L14 174H18V175H13L12 174V172H10L11 173V175H13L12 177L13 178H11L10 177V175H9V173H8V175H3L4 177L2 178V180H1V178H0V180L1 181H3V183L5 184V186H4V184H3V186L2 187H6L7 186V189H9V192L7 191V189L5 190V191H7L8 193H10V194H7V193H5L4 192V196H5V194L6 195H11L10 196V199L8 200V202H6L5 200V198L3 197V195H1L0 194V212L2 211L3 212V210H5L6 212H8V210H7V206L9 205V210L12 212H8V214L10 213V214H12L11 215V217L9 218L8 217V221H9V223L11 224V225H13V226H17L18 227V223L19 224H21V223H23L24 222V220L26 219L27 220V218H29L28 217V212L30 211L29 209H30V207L28 208V212L26 213V211H25V209H26V206L27 205H29L28 204V202H30V201H28L27 200V198L26 197H33V193L35 194L36 192L34 191V190H32V191H34V192H32L30 189H28V188H26V186H27V183L25 182V177H24V174H23V170H21ZM33 169V168H32ZM42 169L43 168H41V170L40 171H42ZM52 169H53V166H52ZM53 169V170H54ZM91 169V168H90ZM113 169H115V168H113ZM199 169H200V167H199ZM27 170H29V169H27ZM36 170V169H35ZM43 170H45L46 172H48L47 171V167H44V169ZM63 170L64 169H62V171L60 170V172H63ZM67 170H64V174H66V172L65 171H67ZM108 170H109V168H108ZM112 169H110V171H111ZM191 170H192V168H191ZM219 170V171H218ZM21 171V172H20ZM34 171V170H33ZM33 171H31V173L33 172ZM39 171V170H38ZM69 171V172H70ZM114 171V170H113ZM113 171H112V173H113ZM175 171H178V172H175ZM193 171V170H192ZM208 171V170H207ZM17 172V173H16ZM43 172L44 171H42V172H40V174H43ZM54 172V173H55ZM68 172V171H67ZM67 173L66 175H68L69 176V174H70V176L72 175V177L71 178H73V177H75L74 176V174H71V172L70 173ZM100 172V171H99ZM191 172V171H190ZM217 172H218V174H217ZM39 173V172H38ZM57 173H59V172H57ZM56 173V175L58 176V174ZM101 173V172H100ZM106 173V172H105ZM168 173H169V171L166 173L167 175H168ZM186 173H189V172H186ZM201 173H202V171H201ZM30 174V173H29ZM34 174H35V172H34ZM33 173H32V178L34 179L35 177H33V175H34ZM39 174V175H40ZM48 174V173H47ZM47 174H45V172H44V175L46 176ZM60 174V173H59ZM108 174H109V171H108ZM114 174V173H113ZM116 174V173H115ZM198 174V173H197ZM197 174H196V176H197ZM204 174V173H203ZM210 174V173H209ZM208 174V175H209ZM39 175L36 173V175H34V176H38L39 177ZM63 175V174H62ZM62 175H61V178H62ZM82 175L80 176V177H82ZM110 175V174H109ZM134 175H135V173H134ZM193 175V174H192ZM191 175V176H192ZM199 175H201V174H199ZM198 175V176H199ZM206 175V174H205ZM211 175V174H210ZM44 176V177H45ZM52 176V175H51ZM50 176V177H51ZM111 176V175H110ZM115 176V175H114ZM130 176V175H129ZM127 177L128 179L130 178V177ZM132 176V175H131ZM136 176V175H135ZM138 176V175H137ZM177 176H179L178 174H177ZM181 177L183 176V175H180ZM179 176V177H180ZM42 179H43V176L41 175L40 176ZM48 178H49V175L47 176ZM54 177V176H53ZM60 177V176H59ZM113 177V176H112ZM195 177V176H194ZM200 177V176H199ZM207 177H209V176H207ZM38 179L37 177H36V179H38V180H41L42 182L43 181H45L46 179L44 178V180H42V179ZM47 178V179H48ZM63 178H67V176H63ZM79 178V177H78ZM126 178V179H127ZM183 178V177H182ZM189 178H190V180H189ZM210 178V177H209ZM208 178V179H209ZM211 178H210V180H211ZM54 179V178H53ZM68 180H69V178H67ZM131 179V178H130ZM129 179V180H130ZM134 178L132 177V180H133ZM165 179V178H164ZM20 182H19V181ZM50 180V179H49ZM48 180V181H49ZM68 180H67V182L66 183H69L68 182ZM79 180V179H78ZM112 180V179H111ZM135 180V179H134ZM195 180V179H194ZM53 181V180H52ZM70 181V180H69ZM114 181V180H113ZM128 181V180H127ZM190 181V183L192 184V186H191V188H190V183H188ZM50 183H51V181H49ZM62 182H64L63 180H62ZM131 182V181H130ZM1 183V182H0ZM39 183H41L40 181H37V184H39ZM45 183V182H44ZM46 183H47V181H46ZM53 183V182H52ZM66 183H64L65 185H67ZM129 183V182H128ZM135 183V182H134ZM207 183V184H206ZM49 184V183H48ZM54 184H55V182H54ZM53 184V185H54ZM113 184V183H112ZM156 184V183H155ZM214 186H213V185ZM42 185V184H41ZM53 185H52V187H53ZM111 185V184H110ZM144 185V184H143ZM160 185V184H159ZM159 185L157 186V189L159 190H161L162 188H158L159 187ZM165 185V184H164ZM38 186V185H37ZM39 186H40V184H39ZM42 186H45V184H43ZM49 187L51 186V184H49L48 185ZM48 186L46 185V188L45 189H47L48 188ZM68 186H69V184H68ZM69 186V187H70ZM127 186H129V184L127 185ZM161 186V185H160ZM166 186V185H165ZM167 186H166V188H167ZM252 186H254V187H252ZM1 187V188H2ZM69 187H67V188H69ZM106 187V186H105ZM109 187V186H108ZM113 187V186H112ZM130 187V186H129ZM147 187V186H146ZM162 187V186H161ZM194 187L196 188V190H195V192L193 191V189H194ZM251 187L252 188H254V189H256L257 191H258V193L259 194H257V191L256 190H251ZM55 188V187H54ZM53 188V189H54ZM67 188L64 190V192L65 193H67L68 191H70V190H67ZM111 188V187H110ZM263 188V189H262ZM5 189V188H4ZM3 189V190H4ZM52 189V188H51ZM128 189V188H127ZM129 189H131V188H129ZM128 189V191H127V193H132V192H130V190ZM134 189V188H133ZM147 189V188H146ZM192 189V190H191ZM214 189H216V190H214ZM42 190H44V189H42ZM55 190V189H54ZM106 190V189H105ZM124 190V192H125V189H123ZM165 190V189H164ZM163 190V191H164ZM263 190V191H262ZM51 191V190H50ZM53 191V190H52ZM67 191V192H66ZM191 191H193L192 193H191ZM212 191H214V192H212ZM215 191H216V193H215ZM256 191V194L254 193ZM2 192V191H1ZM45 192H46V190H45ZM49 192V191H48ZM54 192V191H53ZM52 192V193H53ZM107 192V191H106ZM110 192V191H109ZM159 192V191H158ZM167 192H165V193H167ZM50 193V192H49ZM162 193V192H161ZM213 193H215V194H213ZM253 193V194H252ZM37 194V193H36ZM36 194H35V197H36ZM107 194V193H106ZM134 194H132V195H134ZM162 194H164V193H162ZM71 195H69V196H71ZM102 195V197H100ZM105 195V194H104ZM112 195V194H111ZM119 195V194H118ZM215 197H214V196ZM38 196V195H37ZM41 196H43L42 194H41ZM40 196V197H41ZM107 196H108V194H107ZM115 196H117V195H115ZM131 195H129V198H133V196H131ZM135 196H134V198L132 199H130L129 201H132L131 203H132V205L134 204V200H135ZM164 196V195H163ZM162 196V198L161 199H163V198H165V197H163ZM43 197H45V196H43ZM43 197H41V198H43ZM152 197V196H151ZM151 197H150V199H151ZM158 197V196H157ZM168 197V198H169ZM75 198H76V196H75ZM108 198V197H107ZM112 198V197H111ZM167 197L165 198L166 200L168 199ZM213 198H215V199H213ZM44 199V198H43ZM77 199V198H76ZM88 199H91V198H88ZM110 199V198H109ZM115 198H113V200H114ZM153 199V198H152ZM151 199V200H152ZM155 199V198H154ZM171 199V200H172ZM193 199V200H192ZM213 199V200H212ZM18 200H19V203H20V200L21 201H24L25 203V208H23L24 209V211H23V209L21 210V209H19L21 206H23L21 203H20V205L18 204ZM45 200H46V198H45ZM105 200V201H104ZM112 200V199H111ZM128 200V199H127ZM171 200H170V202H171ZM43 201V200H42ZM48 201V200H47ZM53 201H54V199H53ZM76 201V200H75ZM100 201H101V199H100ZM123 201V200H122ZM158 201V200H157ZM161 201H164V200H161ZM39 202V201H38ZM40 202H41V200H40ZM39 202V203H40ZM110 202V201H109ZM152 202V201H151ZM165 202V201H164ZM167 202H168V200H167ZM166 202V203H167ZM174 202V201H173ZM9 203V204H8ZM44 203V202H43ZM46 203V202H45ZM49 203L51 204V202L49 201ZM77 203V202H76ZM100 203V204H99ZM128 203V205H130V208H134L135 209V206L133 205H131V204H129V202H127ZM162 203V202H161ZM40 204H42V202L40 203ZM54 204V203H53ZM123 204V203H122ZM168 204V203H167ZM197 204V205H196ZM198 204H199V206H198ZM31 205V204H30ZM43 205V204H42ZM42 205H39V206H41V207H43ZM79 205V204H78ZM169 206H167L168 208L170 207V205H171V203H169L168 204ZM195 205V206H194ZM44 206H45V204H44ZM47 206H48V202H47ZM47 206H46V210L47 209H49L50 208V205L48 206V208H47ZM80 206V205H79ZM87 206V205H86ZM161 206V205H160ZM197 206V207H196ZM7 207V208H6ZM129 207V206H128ZM139 207H141L140 208V210H139ZM164 207H166V206H164ZM194 207H196V210H195V208ZM82 208V207H81ZM83 208H85V207H83ZM115 208V207H114ZM171 209L173 208V207H170ZM169 208V209H170ZM174 208H173V210H171V211H174ZM194 208V209H193ZM197 208H198V210H197ZM220 208V210L221 211H219L218 209ZM51 209V208H50ZM105 209L107 210V211H109L108 212V214L110 213V215H112V216H109L107 213H105V216H107V217H109V219H111L112 220V218L114 217V216H119V221H122V223L121 222H119L120 224H122L121 226H122V231H120L122 234L120 235V233H118L119 234V237H121L122 236V250H121V252L120 251H118V250H120V249H118V250H116L117 248H119V247H117L116 249H115V247H114V249L116 250V251H118L119 253H120V255L118 254V253H116V251H115V253H116V255L115 254H113L114 252H112V255H115V258H117L116 260H114L115 258H114V256H113V258H112V256L110 255V253H111V251H110V247L109 248H107L106 246H108V245H110L106 240H107V238H106V242H107V244H105L104 245V239L103 238H105V236L104 237H102L101 238V236H100V234H102L103 232H100V230L99 229H103V231H106L104 228L105 227H103V225L102 224H104V223H106L107 221L109 222V220L105 217V218H103V217H101V221L103 222H101L100 220H98L99 218V216H97L98 214L99 215H103L104 216V212H107V211H105ZM109 209V208H108ZM129 209V208H128ZM127 209V210H128ZM143 209V210H142ZM160 209H161V207H160ZM167 209V208H166ZM169 209H168V212H169ZM181 209V210H180ZM217 210V211H219V212H221V213H223L222 215H221V213H220V215L218 214V212H217V214L215 215V210ZM27 210V209H26ZM150 210H151V212H150ZM164 210V209H163ZM162 210V211H163ZM205 210H207V211H205ZM21 211V212H20ZM45 211V210H44ZM50 210H48L47 212H49ZM142 211V212H141ZM147 211H149L150 212V214L147 212ZM197 213H196V212ZM201 211V212H200ZM203 211H205L207 214H205V212H204V214L205 215H208V216H206L205 218H206V220H203V219H199L200 218V214L201 213H203ZM214 211V212H213ZM46 211H45V215L46 214H49V213H47ZM51 212V211H50ZM114 212H117L116 210L114 211ZM146 214H145V213ZM154 212V211H153ZM165 212H166V210H165ZM164 212V213H165ZM167 212V213H168ZM194 212H195V214H194ZM4 213V212H3ZM23 213L25 214V215H23ZM30 213V212H29ZM44 212L42 211L41 213L40 212H38L37 214H38V216H39V214L42 216V218H41V216H39V217H36L37 219H35V220H37V221H34V220H32L33 218H30V220L29 221H33V223L34 222H38V223H40V221H38V218H40V220H41V223H45V222H47V220H48V222H53L52 220H51V218L49 217L50 215H51V213H50V215L48 216V215H46V216H48L49 217V219L51 220H49L48 219V217H46L44 214H43ZM55 213V212H54ZM111 213H113V214H111ZM140 213H142V214H144V216H142V214H140ZM162 213V212H161ZM160 213V214H161ZM170 213V212H169ZM178 213H177V215H178ZM32 214V213H31ZM30 214V215H31ZM34 214V213H33ZM56 214V213H55ZM107 214V215H106ZM115 214V215H114ZM116 214H119V215H116ZM173 214H175V213H173ZM198 214V215H197ZM95 215L97 216V218L95 217ZM114 215V216H113ZM151 215V216H150ZM34 216V215H33ZM33 216H30V217H33ZM45 216V217H44ZM122 216V217H121ZM141 216H142V218H141ZM159 216V215H158ZM203 216V215H202ZM214 216H216L215 218H214ZM218 216V217H217ZM224 217V218H222V217ZM25 217H27V218H25ZM52 217V216H51ZM53 217H55V216H53ZM52 217V218H53ZM122 218V220H120L121 218ZM25 218V219H24ZM47 218V219H46ZM63 218H65V217H63ZM62 218V219H63ZM220 219L219 221H218V219ZM42 219H46L45 221L44 220H42ZM60 219V218H59ZM67 219V218H66ZM95 219H97V221H98V224H100V222H101V227H103V228H101L100 227V225L98 226L97 225V223H96V220ZM107 219V221L106 222H104L105 220ZM114 219H115V221L117 220L116 218H113V221H114ZM146 219H148V220H146ZM173 219L175 220V221H173ZM217 222H216V221ZM100 221V222H99ZM112 221V222H113ZM146 221V222H145ZM199 221L202 223H199ZM13 224H12V223ZM65 222V221H64ZM117 222V221H116ZM148 222H150V224H148ZM177 222V223H176ZM43 223V224H44ZM110 223V222H109ZM109 223H107L108 225H109ZM118 223V224H119ZM145 223H147L149 226H151V229H150V227L148 226V228L149 229H147V224H146V226H145ZM35 224V223H34ZM106 224V225H107ZM112 225L114 224V223H111ZM111 224H110V226H111ZM117 224V223H116ZM115 224V225H116ZM198 224H201V225H198ZM36 225H38V224H36ZM36 225H34V226H36ZM45 225V224H44ZM47 225H50L49 223H47ZM46 225V226H47ZM56 225V224H55ZM105 225V226H106ZM115 225H113L114 227H116ZM125 225H127V227L125 226ZM40 226V225H39ZM52 226V225H51ZM110 226H108V227H110ZM123 226H124V228H123ZM31 227H33V225L31 226H29L28 227V229L26 228V230L28 231V230H32V229H29V228H31ZM37 227V226H36ZM45 227V226H44ZM49 227V226H48ZM62 227V226H61ZM98 227H100L99 229H98ZM118 227V226H117ZM144 227V228H143ZM34 228V227H33ZM47 228V227H46ZM120 228V227H119ZM18 230H19V228H17ZM35 229V228H34ZM50 229H53V227L52 228H49V230ZM58 229V228H57ZM143 229L145 230V231H147L149 234L147 235V236H149L150 234H152V241L150 240V238H149V240H148V242L150 241L151 243H150V245L151 246H148V247H150V248H148V247H146L145 246V248L147 249H149V250H145V248H143V245H142V243L140 244V243H138V245H141L142 247H136V246H138L135 242H134V240H135V238H136V240L135 241H140V239H138L137 240V238L140 236V234H142V233H139L140 232V230L144 233L145 231H143ZM22 230V229H21ZM26 230H25V232H26ZM56 230V229H55ZM114 230H115V232H112V230H111V232L112 233H115L116 235H118L117 233H116V231H118V230H116V228H114ZM113 230V231H114ZM120 230V229H119ZM150 230V231H149ZM152 230V231H151ZM22 231H24V229L22 230ZM22 231H17L18 233H23L22 235H24V233L25 232H22ZM69 231V230H68ZM30 231H28V232H26L27 233V235L26 236H28V234L30 235L29 236V240H30V242L29 241H27V242H25V243H23L22 241H25V239H23L22 237L23 236H18V238L19 237H21L22 238V240L21 241H18L17 243L20 245V243H23L24 244V246H23V244H22V246L24 247H22V249L24 250L25 249V251H27V249L25 248V247H27L28 248V246L30 247V245L31 246H34V247H31L32 249H34V250H36V252H33V253H37L38 252V254H36V255H39V251L40 252H43V253H49L50 251H46V250H44L43 249V247L42 246H40L41 244H42V242H41V244H37V243H39V242H37L35 239H34V237L35 238H37L36 236H33V235H35V234H33V235H31V232L29 233ZM107 232H109V230L107 231ZM119 232V231H118ZM137 232H138V235H137ZM153 232V233H152ZM40 233V232H39ZM46 233V232H45ZM66 233H67V231H66ZM65 233V234H66ZM71 233H72V231H71ZM146 233V232H145ZM62 234V233H61ZM10 235V234H9ZM72 235V234H71ZM70 235V236H71ZM115 235V236H116ZM135 235H137V237H135ZM144 235V234H143ZM56 236H58V235H56ZM55 236V237H56ZM73 236V235H72ZM71 236V237H72ZM67 237H69L68 236V234H67ZM67 237H64V240H66V238ZM116 237H118V236H116ZM141 237V236H140ZM149 237H151V235L149 236ZM17 238V239H18ZM21 238H19V239H21ZM26 238V237H25ZM57 238V237H56ZM60 238V237H59ZM74 238V237H73ZM110 238V237H109ZM11 239H13L12 237H11ZM18 239V240H19ZM68 239H70V237L68 238ZM103 239V240H102ZM119 239V238H118ZM142 239V238H141ZM14 240H16V238L14 237ZM50 240L52 241V239L50 238ZM63 240V238H62V241H64ZM71 240V239H70ZM120 240V239H119ZM54 241V240H53ZM67 241V240H66ZM65 241V242H66ZM109 241V240H108ZM56 242V241H55ZM58 242H60V241H58ZM57 242V244H61V243H58ZM69 242V241H68ZM67 242V243H68ZM140 242H143V241H140ZM27 243V245L25 246V244ZM52 243V242H51ZM63 243V242H62ZM119 243V242H118ZM14 244V246H15V244H16V242H13L12 243V245ZM65 244V243H64ZM64 244H62V245H60V246H63ZM135 244H136V246H135ZM19 245H17L16 244V246H15V249H18L19 248V251H20V249H21V245L19 246ZM43 245V244H42ZM44 245H46V244H44ZM67 245V244H66ZM66 245H64V247H67ZM112 245V244H111ZM117 245H119V244H117ZM149 245V244H148ZM17 246H19L18 248H16ZM45 247V246H44ZM46 247H47V245H46ZM69 247V246H68ZM72 247V246H71ZM70 247V248H71ZM4 248V247H3ZM63 248V247H62ZM61 248V249H62ZM121 248V247H120ZM30 248H28V250H29ZM66 249V248H65ZM72 249V248H71ZM76 249V250H77ZM1 250V249H0ZM74 250V247H73V249L71 250V252ZM111 250H112V248H111ZM4 251V250H3ZM15 251V250H14ZM18 251V250H17ZM24 251V252H25ZM79 251V252H80ZM110 253H109V252ZM112 251H114V250H112ZM8 252V251H7ZM29 252V251H28ZM30 252H31V249H30ZM65 252V250L63 251V253ZM68 252V254L70 253V250L69 251H67ZM67 252H65V253H67ZM2 253V252H1ZM4 253H6L5 251H4ZM3 253V254H4ZM13 253V252H12ZM32 253V252H31ZM64 253V254H65ZM18 254V253H17ZM19 254H20V252H19ZM30 254V253H29ZM74 253H72V255H73ZM118 254V255H117ZM13 255H14V253H13ZM12 255V256H13ZM24 255H25V257H24ZM35 255V256H36ZM45 255V254H44ZM43 255V256H44ZM49 255H51V254H49ZM58 256L60 255V253L59 254H57ZM70 255V254H69ZM21 256H23V257H21L20 259H24L23 261H24V263L25 264H30L31 263V261L32 260H35V259H33V258H36V257H33V256H31V255H28V253H27V255L24 253L23 255H21ZM42 256V257H43ZM46 256V255H45ZM52 256V255H51ZM50 256V257H51ZM74 256H75V254H74ZM74 256H72V257H74ZM77 256V255H76ZM79 256V255H78ZM117 256V257H116ZM20 256H18V257H15V258H19ZM32 257V258H31ZM38 257V256H37ZM41 257V258H42ZM49 257V258H50ZM53 258H54V256H52ZM67 257H70L71 258V256H67ZM8 257H6L5 259H7ZM13 258V257H12ZM12 258H11V260H12ZM45 258H47V257H45ZM53 258H50L51 260L53 259ZM57 258H59V257H56V260H57ZM61 258V257H60ZM77 259H78V257H76ZM9 259H10V257H9ZM32 259V260H31ZM50 259H48V261H50ZM76 259V260H77ZM17 260V259H16ZM21 260V261H22ZM55 260V258H54V261H56ZM68 260V259H67ZM79 260V259H78ZM81 260V259H80ZM80 260L78 261V262H80ZM44 261H46V260H44ZM58 261H60V259L58 260ZM69 261V260H68ZM83 261V262H84ZM20 262V260L18 261V264H20L19 263ZM34 262V261H33ZM53 262V261H52ZM57 262V261H56ZM81 262H82V260H81ZM14 263H16V262H14ZM23 262H22V264H24ZM36 263V262H35ZM70 263V262H69ZM71 263H75V262H73V260H72V262ZM77 263V262H76ZM88 263V262H87ZM90 263V262H89ZM88 263V264H89ZM37 264V263H36ZM38 264H40V262L38 261ZM54 264H60V262L59 263H54ZM62 264V263H61ZM65 264V263H64ZM79 264H81V263H79ZM90 264H92V263H90ZM94 264H96V263H94Z\"/></svg>",
  "mask_w": 264,
  "mask_h": 264
},
{
  "label": "rangeland",
  "instance_id": "2",
  "mask_svg": "<svg viewBox=\"0 0 264 264\" xmlns=\"http://www.w3.org/2000/svg\"><path fill=\"white\" fill-rule=\"evenodd\" d=\"M10 2H11V4H13V6H15L14 8H18L19 6V4H20V7L19 8H22V10H24L23 12H25V14L24 13H21V15H20V12L22 11L21 9H20V12H15L16 11V9H12V8H10V9H12V11H13V13H12V15H15V13H19L18 15L16 14L15 16H16V18L14 17V18H12V15H11V13H10V18H12L11 20H13V22H14V25L15 26H20V25H25V22H24V24L22 23H20L21 21H28V20H31L32 22H30V23H32L31 25H33V24H37V21H38V23L40 22L39 21V19H42V16L43 15H39V14H42V12H44L45 10H51L49 7L52 5V6H56L55 4H51V5H49L50 3H48V2H50V1H48L47 2V0L45 1V0H43V1H41V2H39L38 0L36 1V0H24V1H26V3L25 2H23V0L21 1H17V0H9ZM15 1H16V3H15ZM29 1V2H28ZM60 2H56L57 3V6L58 7H56V8H58V11L59 12H61L60 11V9L63 11V10H65L66 8H71V6H72V4L73 3H71V4H67V3H65L63 0V2L61 1V0H59ZM101 1V2H100ZM99 1V9H104V8H102V6H105L106 7V10H109V9H111V6L112 5H115L116 6V4H117V7H115V6H113V8L112 9H116V11H118V10H120V13L123 11L124 12V10H123V7H127V8H129L128 10L127 9H125V11L127 10V11H129V12H131V13H133V12H137L136 10H140V9H142L143 7L145 8L146 7V17H147V15H148V17L150 18V20H151V18H153L152 20H158L159 21V23L160 24H162L163 25V27H164V29L163 30H155V33L156 34H154V31H151V32H153V33H151V34H153L152 36H156V39L154 40V41H151V40H153V39H151L152 37H151V35H150V33H148V32H144V33H146V36H144V37H149V39H147V38H145V40H144V38H141V37H143V35L142 34H144V33H141V31L143 30L142 28H141V30H140V32H138V34L139 33H141L140 35H142L141 37L139 36V35H136L135 34V36H131L132 37V39H129V42H128V44L127 45H131V47H135V48H137V45H139V44H141V46L139 45L138 46V48L139 47H146L147 45V47H152V45H154V46H156V43L158 44V42H164V43H166V42H168L169 44H168V46H169V49H170V53H171V55H172V60H171V62L169 63V68H170V70H171V72H172V74L174 75V76H176V77H178V72H177V69H176V66L178 65V66H184L185 64H186V62H187V64H189L188 66H189V68H190V71H191V73L189 74L190 76H189V80H187V81H185V83H184V80H182L183 81V83H181V84H183V86L182 87H184V89H181V92H180V94H175V96H174V94L171 96L170 95V97L172 98V99H174L173 97H176L177 95H178V100L180 99V101H182L181 99H183L182 97H183V95H186L187 94V96L189 95V93H193V91H195V90H193L194 88H197L196 90L197 91H199V94H200V92L203 94V95H206L205 96V98L206 99H208V100H206L205 98V104H203L204 105V107H206L205 108V113H207V111L209 112L210 111V113H207V114H209L210 116H211V122H210V117H209V115H208V117H209V123H210V127H211V125L213 124V127H215L216 128V126H217V130L219 129V128H221L220 130H219V132L221 131V132H223V128L225 127V129L227 128V126H229V122H232L233 121V119H236V118H238L237 116H239V115H237V113L238 114H243V113H247V111H253V112H251V113H253L254 114V116H253V114H252V116H251V118H253L254 117V119L253 120H256V121H253L252 119H251V126H253V129L252 128H250V129H252V132H253V137L252 136H249V135H251L250 133H251V131H250V133H249V135H247V136H249V139L248 140H246L247 141V143H248V141H252V145H254L256 142H258V143H256V145H259L258 147H260V145H261V143L262 144H264V117H261V119H260V115H264V53H261L260 54V52L261 51H263V50H261V49H257V51L255 50V48H259L258 46L261 44V46L260 47H262V44H263V47H264V43L262 42V40L264 41V19H262L264 16V0H245V3H249V4H253L251 7H249L248 6V8L245 6V8H243V6L245 5L244 4V0H230L231 2H233V3H237L239 6H240V10H239V13H238V15H240V16H238L237 17V14H236V20H235V23H237L238 21H241L240 20V17H242V18H244V19H242L245 23H243L244 24V27L246 26V29L247 30H250V32H252V33H254L253 34V36H259V38H260V36H261V38L262 39H260V41H259V39L258 38H256L259 42H262V43H257V41H255L257 44H255V45H258V46H256L255 48L254 47H252V44H250V40H248L247 41V37L245 36V35H247V33H245L244 35L243 34H240V33H242V28H244V27H241V29H240V27L237 29L236 27L233 29V34L231 33L230 34V36L231 37H229V35H227L226 34V36H224V32H225V30H224V26L221 28L220 27V20L218 21V22H216L215 24H214V22H212V26H210V24H209V27H208V22L207 23H204V24H201L196 18H195V16H194V14L192 13V11H189V12H186L187 14H185V15H181L180 17H181V19L179 18V14L177 15L174 11L176 10H174V8H172V7H176V6H173L171 3L170 4H168V1H163V2H165V3H163L164 5H166V6H169L168 8H170V9H168V8H166V6H164L162 3H159L160 1H158L157 3H155V8L154 7H152L151 6V8H150V6L147 4L148 3V1H147V3H146V1H144V0H109V1H107V0H100ZM113 2L114 4H109L108 2ZM124 1V2H123ZM126 1V2H125ZM129 1V2H128ZM139 2V3H137V2ZM143 1V2H142ZM18 2H20L19 4H17ZM28 2V3H27ZM34 2H37V4L36 3H34ZM46 2V3H45ZM105 2V3H104ZM118 2L119 3H121V4H118ZM136 2V4H134ZM2 2L0 1V4H1ZM40 3H41V5H43L44 3H45V5L47 4L48 6H46V9H45V7L43 6H41L40 5ZM61 3V5H58V4H60ZM62 3H64L63 5H62ZM101 3H103L102 5H101ZM107 3L110 5V7H109V9H107L108 8V6L109 5H107ZM122 3H124L125 5L123 6V4ZM131 3V4H130ZM145 3H146V5H148V6H145ZM10 4V5H11ZM27 5L28 6V8H25L26 6L25 5ZM30 4V5H29ZM35 4V5H34ZM67 5V7H66V5ZM133 4V5H132ZM139 4V5H138ZM142 4V6H141V8H140V5ZM262 4V5H261ZM107 5V6H106ZM120 5H122V11H121V9H119V8H121V6L119 7ZM131 7H130V6ZM137 5L139 6L138 8H137ZM150 5H152V4H150ZM157 5H160V6H158V8L156 7ZM172 5V6H171ZM22 6V7H21ZM25 6V7H24ZM34 6V7H33ZM65 6V7H64ZM132 6H133V8H134V10H132ZM136 6V7H135ZM11 7V6H10ZM23 7H24V9H23ZM59 7H61V8H59ZM62 7H64L63 9H62ZM72 7H74V6H72ZM101 7V8H100ZM119 7V8H118ZM125 7V8H126ZM253 7V8H252ZM140 8V9H139ZM165 8V9H164ZM251 8V9H250ZM44 11H43V10ZM153 9V10H152ZM157 9L159 10V11H157ZM164 9V10H163ZM171 9H173V10H171ZM3 10V9H2ZM17 10H19V9H17ZM32 10H34V11H36V12H32ZM49 10H48V13H49ZM68 10V9H67ZM67 10H65V11H67ZM105 10V9H104ZM166 10V11H165ZM246 10V11H245ZM255 10V11H254ZM258 10V11H257ZM12 11H10V12H12ZM27 11V12H26ZM57 11V12H58ZM65 11H63V12H65ZM102 11V10H101ZM15 12V13H14ZM51 12V11H50ZM58 12V13H59ZM62 12V13H63ZM159 12H160V14H159ZM176 12L178 13V9L176 10ZM258 12V13H257ZM34 13V14H33ZM39 13V14H38ZM33 14V15H32ZM45 15H46V13H44ZM64 14V13H63ZM60 15V14H58V16L60 15V16H62L63 18H65V20H66V18H67V15H66V12H65V15ZM156 14H158V15H156ZM167 14V15H166ZM253 14H255V15H253ZM25 15V16H24ZM28 15V16H27ZM44 15V16H45ZM50 15V13L47 15V18H45V20L47 19V21H48V16ZM122 15V14H121ZM152 15H154L153 17H152ZM178 17H177V16ZM253 15V16H252ZM0 16H1V14H0ZM17 16H19V19L17 18ZM24 16V17H23ZM33 16H36L35 18L33 17ZM65 16V17H64ZM157 18H156V17ZM191 16H192V18H191ZM21 17H23V18H21ZM28 17H30V18H28ZM39 19H38V18ZM129 17V18H128ZM127 17V19H129V20H132V19H130L131 17L130 16H128ZM145 17V18H146ZM146 18V19H149V18ZM251 17V18H250ZM34 18V19H33ZM61 18V17H60ZM189 18V19H188ZM245 18H246V20H245ZM253 18V19H252ZM23 19V20H22ZM25 19V20H24ZM27 19V20H26ZM33 19V20H32ZM36 19V20H35ZM38 19V20H37ZM62 19V18H61ZM90 19V20H89ZM88 20H89V23H94L95 21L97 22V20H98V18L96 19V17H92V19H95V21L94 20H91V18H89ZM237 19H238V21H237ZM14 20H21L20 22L19 21H14ZM42 20H44V19H42ZM188 20H190V24L191 23H193V24H191V28H189V26L188 25H190L189 24V21ZM47 21H45V22H47ZM64 21V20H63ZM149 21V20H148ZM191 21H193V22H191ZM237 21V22H236ZM17 22V23H16ZM29 22V21H28ZM42 22V21H41ZM40 22V24H41V26L43 25V24H45V22L42 24ZM187 22H188V24H187ZM121 23V22H120ZM140 23V22H139ZM241 23H242V21H241ZM12 24V23H11ZM119 24V23H118ZM186 24H187V27H186ZM217 24H218V26H217ZM220 24V25H219ZM246 24V25H245ZM46 25V24H45ZM117 25V24H116ZM133 25H134V21H133ZM136 25V24H135ZM139 25V24H138ZM192 25H194L193 27H192ZM207 25V26H206ZM235 25V24H234ZM13 26V25H12ZM15 26L13 27V28H15ZM17 26V27H18ZM21 26V27H22ZM40 26V27H41ZM44 26V25H43ZM119 26V25H118ZM140 26H142L141 24H140ZM139 26V27H140ZM185 26V27H184ZM236 26V25H235ZM238 26V25H237ZM248 26V27H247ZM24 27V26H23ZM25 27H26V25H25ZM24 27V28H25ZM45 28L47 27V25L46 26H44ZM43 27V28H44ZM121 27V26H120ZM217 27V28H216ZM218 27H220V28H218ZM12 28V29H13ZM24 28L22 29H20V31L21 32H23V33H25L24 31H26V30H24ZM84 28V27H83ZM194 28H196V29H194ZM16 29V28H15ZM13 29V31L15 32V31H17V32H19V28H18V30L16 29ZM194 29V30H193ZM237 29V30H236ZM240 29V30H239ZM22 30H24V31H22ZM35 30H36V32H35ZM37 30H38V32H39V35H42V29L40 30L39 28H35L34 29V31H32V32H34L33 34H37L38 32H37ZM40 30V31H39ZM84 30H85V28H84ZM145 30V29H144ZM189 30V31H188ZM195 30H196V32H195ZM239 30V31H238ZM257 32H256V31ZM29 31H30V29H29ZM30 31V33L32 34V32ZM116 31H117V28H116ZM238 31V32H237ZM255 31V32H254ZM262 31V32H261ZM21 32H19V33H16L15 32V34H12L15 38H17L18 36H19V34L21 33ZM27 32H28V30H27ZM192 32V33H191ZM236 32L238 33L235 37H233V35H235L236 34ZM240 32V33H239ZM259 32V33H258ZM261 32V33H260ZM150 35H148V34ZM185 33V34H184ZM198 33V35H196ZM235 33V34H234ZM244 33V32H243ZM16 34H18L17 36H15ZM22 34V33H21ZM20 34V35H21ZM44 34V33H43ZM134 34V33H133ZM259 34V35H258ZM261 34V35H260ZM145 35V34H144ZM148 35V36H147ZM243 35V36H242ZM141 38H139V37ZM223 36L225 37V39L223 38ZM243 37L244 38V40H243V38H241V37ZM14 37H12V39L14 38ZM19 37H21V36H19ZM18 37V38H19ZM138 37V39L136 40V38ZM229 37V38H228ZM13 39L14 41L13 42H18L17 44L18 45H20V42L22 43V41L21 40H24L25 39V37H21V38H19V39H21V40H19L18 41V39ZM158 38V39H157ZM238 40H237V39ZM245 38H246V40H245ZM147 39V40H146ZM168 39V40H167ZM233 39V40H232ZM15 40H17V41H15ZM29 41V40H28ZM107 42H108V44H107V42H103L102 41V43H100L99 45H97V44H95V46H94V48L93 49H96L95 47H97L98 48V46H99V48H98V50H97V52L100 54V56H105V55H107L108 56V54L106 53L107 51H108V53H109V50L108 49H110V48H108L109 46H107L106 48H107V51L105 52V50L106 49H103L104 47L103 46H105V45H103L102 46V44H107V45H109V41L108 40H106ZM150 41V42H149ZM239 41H241V42H239ZM38 42H40L41 43V45H42V42L41 41H38ZM176 42H177V44H176ZM246 42H248V43H246ZM40 43H39V45H37V46H35V47H40L41 45H40ZM112 44H115L114 42H111ZM152 43V44H151ZM180 43V44H179ZM244 43H245V45H244ZM146 44V45H145ZM176 44V45H175ZM222 44V45H221ZM235 44V45H234ZM238 44V45H237ZM241 44V45H240ZM18 45H16L17 47H18ZM97 45V46H96ZM116 45H118L117 43H116ZM129 45V46H130ZM177 45H179V46H177ZM43 46V45H42ZM41 46V47H42ZM110 46H111V44H110ZM115 46V45H114ZM129 46H127L128 48H129ZM176 46L177 47H179V48H176ZM35 47H33L34 49H36ZM103 47V48H102ZM126 47V48H127ZM262 47V48H263ZM19 48V47H18ZM115 48V47H114ZM137 48V49H138ZM140 48V49H141ZM187 48H189V52H190V54L192 55V57L190 56V59H188V61L186 60V56H184V55H186V54H184L185 53V49L187 50ZM111 49H112V46H111ZM116 49H117V47H116ZM130 49V48H129ZM128 49V50H129ZM247 50V51H246ZM255 52H254V51ZM261 50V51H260ZM101 51L103 52V53H101ZM227 51V52H226ZM260 51V52H259ZM128 52H130V51H128ZM222 52V53H221ZM234 52H235V54H234ZM264 52V51H263ZM105 53V54H104ZM179 53V54H178ZM194 53V54H193ZM259 55H258V54ZM34 54V53H33ZM256 54V55H255ZM31 57H32V54L30 55ZM224 56V57H223ZM82 57V56H81ZM246 57V58H245ZM251 59H250V58ZM252 57H253V59H252ZM258 58H260V59H258ZM98 59V58H97ZM96 59V60H97ZM245 59V60H244ZM247 60V61H246ZM251 60V61H250ZM79 61V60H78ZM125 61H126V59H125ZM125 61L124 62H122V60H121V64H119L117 67L116 66H114L111 62H109V61H107V62H105L104 64H101L100 66H99V68H98V70H100V73L99 74H102L101 76H102V78L104 77V79L106 80V78L108 79V76H113V75H115L116 73L118 74V72H122V77L125 75L124 73H126L125 72V70H127L126 69V63H125ZM245 61V62H244ZM255 61V62H254ZM257 62V63H256ZM243 63H245V64H243ZM248 63H250V64H248ZM256 63V64H255ZM256 65L255 67H253V65ZM245 65V66H244ZM252 65V66H251ZM261 65H263V66H261ZM112 66V67H111ZM161 66V65H160ZM244 66V67H243ZM248 66V67H247ZM259 66H260V68H259ZM86 67H88V66H86ZM140 66H138V65H136V67H135V69L136 70H134V71H137V72H135L136 74H137V79H139V85L141 86L142 85V82H143V76H142V74H143V71L141 70V68H139ZM222 67V68H221ZM223 67H225L224 69H223ZM242 67H243V69H242ZM253 67V68H252ZM263 67V68H262ZM90 68L91 67H88L87 68V71H86V76H87V79H88V77H90L87 81L89 82L90 81V83L88 84V82L86 83V87H85V89H84V91L82 92V96L83 97H85V101L84 102H87V101H89V102H91L92 104H90V105H93V107H91L90 106V108H89V105L87 104V107H88V109H89V116L91 115H93L92 117H89L90 118V120H92L90 123H91V126L93 125L94 126V124H95V126H94V128H92L91 127V129L94 131V129H95V133H97L98 132V134L100 135V136H105L106 135V133H107V135L104 137V139L102 140L101 139V137L99 136V138L101 139H97L96 138V136H95V133L93 134V132H91L90 134L88 133L87 135H89V136H86V135H84V133H83V131H79V132H82L83 134H81V133H79L78 131L77 132H75L76 134L74 135V137H76L77 135L79 136V137H83V139L82 138H79V139H82V140H80L79 142H81V141H84L85 143V145H89L88 146V148H87V146L85 147V145L84 144H82L83 142H81V144H82V147H81V144L79 145L78 143V138H75L74 140H73V143H76V145H74L72 148H73V150L71 151V150H69L68 149V147H65V146H67V144L65 143V141L62 139V137H61V133H60V135H58L59 134V131H58V133L55 131V130H57V129H55V130H53V127H51V125L53 126V124L55 125V123L57 122L56 120H57V118L55 119V117L58 115L59 117L61 116V115H59V114H62L61 112L62 111H64V110H66L67 108H65L64 110H62V108H61V106L59 105V104H57V102L54 100V96H52V98L51 97H48L49 95H47V93H45L44 91H42V89H40V88H38V91L36 92V89H35V92H36V94H37V96H34L35 98H37L38 97V99L36 100L35 98H33V95L32 94H28V93H25V94H18V99H19V107L21 106L22 107V104H27L26 106V108H24L25 106H23V109L22 108H19L20 110L22 109V110H24L23 112L24 113H27L28 112V110H29V112H31V113H33L34 115H32L31 113L28 115V113L26 114V115H24V116H27L28 117V122L30 123V125L29 126H31V124L33 125V126H31L30 127V129H32L31 131V134H30V136L32 137V138H34V139H32V138H30L29 139V137H26V140H27V138H28V140H33V142H31V141H28L27 142V144L25 143V141L26 140H24L25 138H23V140H24V142L23 143H20L19 141H20V139L19 140H17V134H19V133H17L16 134V131L13 133V131H12V133L14 134H10V133H6V134H4V135H6L5 137L6 138H8V135H9V138H11V137H13V138H11V139H15L14 137H16V139L14 140V141H17V143H19V145H17V143H15V142H13V144H11V145H13V146H18V147H12L11 145H10V147L12 148V149H17L18 151H19V149H20V147H21V149H22V152L23 151H25V150H27V149H25V148H28L29 149V151L27 150L26 152H28V153H30L31 155H30V157L32 156V155H34L33 156V158H35L36 160H35V163H37V165H42V167L41 166H35L33 163L34 162H32V163H30L29 161L31 160V161H33V159L31 158L30 160H29V158L30 157H28V156H24V155H27L26 153H22L21 155H23L22 157H21V155H19V153H18V151H16V154H15V157L17 158L18 156V158L16 159L15 158V160H10L9 162H7L8 164H6L5 162V164H6V171H4L5 173H1V175L2 176H0V178H1V180H2V178L5 176V175H8V173H9V175H10V177L11 178H13L12 176L13 175H18V174H14L15 172V170H16V167H14V165L13 164H15V163H13L12 164V162H16L17 163V161H18V163L20 162L21 163V161L22 162H24V164L25 163H27V165L29 166H31L30 168H28V167H25L26 169H21V168H24V166H23V163H21V164H16V165H18V169H21V170H23L22 172H23V174H24V177H25V182L27 183V186H26V188H28V189H30L31 191L32 190H34L36 193V197H35V194L33 193V197H26L27 198V200L28 201H30V202H28V204L29 205H25L24 203V201H21L20 200V203L23 205V206H21L20 205V203H19V200H18V204L21 206L19 209H23V208H25V206H26V209H25V211H26V213L28 212V208L30 207V213L28 212V217L29 218H27V217H25V218H27V220L25 219L24 220V222L23 223H21V224H19L18 223V227L16 226H13V225H11L10 223H9V221H8V217L10 216L11 217V215L12 214H8V212L10 211L9 210V205L6 207L7 208V210H8V212H6L5 210H3V212L1 211L0 212V264H18V261L20 260V264H22V262L24 263V259L22 260V259H20L21 257H23V256H21V255H23L24 253L27 255V253H28V255H31V256H33V257H36V258H33V259H35V260H32L31 261V263L30 264H38V261L40 262V264H54V263H59L60 262V264L62 263V264H79V263H81V264H88L89 262L90 263H92V264H94V263H96V264H98L97 263V261H93V262H91L90 261V259H86V260H88V261H84L83 260V258H84V256H82L81 254V251L80 250H78L77 248H75L76 246L75 245H73V244H75V241H74V239L76 240V239H78V238H80V236H81V228H79L80 226L78 225V222H79V220H78V218H79V216H80V212H83L85 209H86V207H88V204H91L92 203V201H93V198L91 197L92 195H91V192L90 191H87V192H84V193H86L85 195L86 196H84L85 198V201H86V198H87V204H86V202H85V204H82V203H84V202H82L81 201V203L79 202L78 203V200L80 201V199L78 198V194L77 195H74V197H72V195L71 194H74L75 192H74V190H70V188L72 187V185L70 186V184H72V182L74 181L73 179H75V178H77V179H75V181L76 182H78L77 184H80V185H84V186H86V187H88V184H87V181H86V179L84 178V175H82L81 173H80V171L77 169V166L76 165H74L73 163L74 162H72V159L73 158H70L68 155H71L72 156V154H76V156H84L85 157V154H83L82 152H85L84 150H86V148L89 150V151H87L86 150V154H90L91 152V156L89 155H86V157L88 156V157H90V158H88L90 161L91 160H93L92 161V163H90L91 165H87V167H89L88 168V170H89V172H90V177H92L93 179H94V182L95 183H97V184H99V185H101V187H103V197H102V195L100 196V197H102V198H100L101 199V201H100V199L98 200V202H103L102 200H103V198H104V196L106 197V198H104V199H106V201L108 200V203L105 205V206H107L108 204L110 205V206H107V210H109L110 211V209H111V206H112V211H113V213H118V212H120V215L122 214V209L124 208L123 206H125V208H129L128 210L126 209L125 210V212H127V214L130 212V211H132V213H130V214H135V210H136V204H135V202H136V200L138 199H136V197H138V195L137 196H135V194L132 192V191H134L136 188L138 189V190H140V188H143L144 189V187H145V192L147 191L148 192V190H149V193H147L146 195H149L150 197H151V199H150V197H148L149 198V201H150V203H152V205H150V207H152L151 208V210H152V215L153 216H151L152 218H153V220H158L160 217H164L165 219H168V217H167V215L169 216V215H171L170 216V219L172 218V217H176V218H174L176 221L178 220L177 218H179V219H181L182 221L185 219V217H184V215L182 214V212L180 211H178L179 210V208L177 207V209H175L174 207L175 206H173V205H178L179 204V201L178 200H176L175 201V199L173 200L172 198H170L169 197V195L167 196L166 194H168V190H166V189H168V187L171 185V184H173V183H175V182H173V180L175 181V179H176V183L178 182L177 180H179L180 178L181 179H185L186 177L188 178V176L190 177V178H193V182H198L199 181V179H200V181H202V177H203V180L205 181V180H208V184L211 182V181H213V182H211V183H214L215 185H216V182H215V179H216V174L214 173V172H216V171H214V169L216 168H218V167H220L219 166V164H216L217 162H216V158H217V160L218 161H221L222 162V160H224L223 158V156H222V159H221V154L220 155H217L218 153H216V151H221V150H219L220 149V147H218V145H216V143L215 144H213L212 143V141L210 142H208V140L207 141H205V142H207V143H205L206 145H204V144H201L200 143V141H201V139H202V137H204V136H202L201 137V139L199 140V138H197V137H199V134L197 133V131L199 132L200 130H198L197 129V131H194V130H196V128L197 127H195L196 125L198 126V124L200 123H202V122H199L198 121V124H196V125H194L195 124V122H193L192 120H191V117H190V115L189 114H183L182 115V117L180 116L182 113H181V111L182 110H180V109H182V107L181 106H179L180 104L177 102H172V100H171V98L170 97H168L169 95H168V93H166L165 95H166V97L165 98H163V99H160L161 100V102H159V100H158V102H159V104H157L156 105V103H155V100L156 99H151L152 98V96H154V95H152V96H150L149 95V93L151 92V88L148 86V96H150V97H146V99H148V102H147V100H145V98L142 96L141 97V95H143L142 93V91L141 90H144V89H142V88H140V86L138 85L137 86V84H133V85H129V84H126V80L124 79L123 80V82H124V84L122 85V87L120 88V87H118V88H120V89H117L116 87H114L113 85H111L110 84V86H108V88H106V92H103V91H101V90H96L97 92H95L94 94H88L89 92V90H91L90 88L91 87H93V86H90V85H93V76L94 75H96V73H94L93 71H91L90 70ZM102 68V69H101ZM122 68H124V69H122ZM262 68V69H261ZM113 69V70H112ZM225 69H227V72H230V74L232 75H229V73H228V76H226L227 75V73L225 72ZM244 69H246V71H247V69L249 70L247 73H246V71L244 70ZM220 70V71H219ZM244 71V72H242V71ZM252 70V71H251ZM258 70H260V71H258ZM89 71V72H88ZM223 71H224V73H223ZM235 71V72H234ZM92 72V76H91V74H89V73H91ZM141 72V73H140ZM242 72V73H241ZM205 73V74H204ZM225 73H226V75H225ZM246 73V74H245ZM89 74V75H88ZM116 74V75H117ZM215 74V75H214ZM225 75V78L224 77H222V76H224ZM242 74V75H241ZM107 75V76H106ZM202 75V76H201ZM203 75H205V76H207V75H209L211 78H213L212 80H213V82H215V83H213L214 85V87L213 86H208L207 84H211V81L209 82V80H211V78L210 77H206V79H204V80H202V78L203 77H205V76H203ZM243 75H247V81H248V79H249V81L246 83V80H245V76H244V78L242 77ZM259 75H260V77H259ZM262 75V76H261ZM106 76V77H105ZM215 76V77H214ZM257 76V77H256ZM226 77H227V79H226ZM229 77H230V79H229ZM238 77V78H237ZM242 77V78H241ZM251 77V78H250ZM191 78V79H190ZM208 78H210V79H208ZM225 79V80H222V79ZM257 78V79H256ZM90 79H92V80H90ZM216 79V80H215ZM136 80V79H135ZM207 82H206V81ZM215 80V81H214ZM227 80H228V82H227ZM108 81V80H107ZM204 81V82H203ZM217 81V82H216ZM92 82V83H91ZM136 82H137V80H136ZM242 82V83H241ZM246 83V85L249 87V86H251L250 88H251V90H250V88H248L246 85H245V83ZM141 83V84H140ZM194 85H193V84ZM207 83V84H206ZM216 83H218V85H216ZM228 83H229V85H228ZM248 83H249V85H248ZM251 83V84H250ZM145 85H146V83H144ZM180 84V85H181ZM241 84H244L243 86L245 87V91H247V92H245V91H243L242 90V92H241V88L243 87ZM255 84H256V86H255ZM194 86V87H191V86ZM206 85V86H205ZM216 85V86H215ZM263 85V86H262ZM90 86V87H89ZM128 86H130L128 89H127V87ZM143 86V85H142ZM141 86V87H142ZM198 86V87H197ZM204 87V88H203ZM207 87H209V88H207ZM213 88V89H211V88ZM239 87H240V89H239ZM244 87H243V89H244ZM247 87V88H246ZM261 87H263V88H261ZM199 88L201 89V90H199ZM233 88H235V89H233ZM257 88V89H256ZM122 89V101L125 103V101H126V103L128 104V105H126V104H124V103H122V109L123 108H126V109H124V110H126L125 112H123L125 115H124V118L122 117V119H121V116H123L122 114H120V112H118V110H116V109H114L112 112H111V110L109 111V107L108 106H110L109 105V103L107 104V102H110L111 100H110V98L114 95L115 97H113V98H115V100H116V98H120V96H119V93H116V91L118 90H121ZM162 91H163V93H164V91H165V89H166V82H165V80H162V85H161V88H160ZM186 89V90H185ZM191 89H192V91H191ZM214 89H216V90H214ZM228 89H229V91H228ZM248 89V90H247ZM258 89H260V90H258ZM263 89V90H262ZM232 90V92H230ZM240 90V91H239ZM150 91V92H149ZM237 92V93H233V92ZM240 93H239V92ZM255 91V92H254ZM258 91V92H257ZM263 91V92H262ZM40 92V93H39ZM126 92V93H125ZM228 92H230V93H232V94H237V96H238V101H236L235 102V99L237 98V97H235L234 95H231L230 94V96L228 95ZM244 92V93H243ZM260 92V93H259ZM100 93H101V95H100ZM136 93H137V95H136ZM141 93V94H140ZM184 93H186V94H184ZM191 93V94H192ZM225 93H227V95L225 94ZM239 93V94H238ZM242 93H243V95H242ZM246 93H247V95H249V93H250V95H249V97H247V95H246ZM139 94V95H138ZM194 95H195V93H193ZM199 94H196V95H199ZM243 96V97H246V104H245V99H243V97L241 96V95ZM260 94V95H259ZM27 95V96H26ZM29 95V96H28ZM164 95V96H165ZM168 95V96H167ZM228 97V99H230L231 101L233 100L235 103H233V105L234 104H236V105H234V107L236 108V107H238V106H240L239 104H241V106L239 107V108H236V110L238 111V112H236L235 113V110H233V106L231 105V108H229V106H230V104H232L231 103V101H229V100H226V96ZM240 95V96H239ZM259 95V96H258ZM32 96V97H31ZM106 96H108L109 97V100L110 101H108V97H106ZM119 96V97H118ZM180 96H182L181 98H180ZM192 95H190L189 97H191ZM235 97V99H232V97ZM31 97V98H30ZM46 97H48V98H46ZM184 97H186V96H184ZM189 97H186V99H188ZM193 97V96H192ZM242 98V99H240V98ZM259 97H261V99L259 98ZM155 98V97H154ZM248 98V99H247ZM252 98V99H251ZM257 98V99H256ZM35 99V100H34ZM98 99V100H97ZM100 99V100H99ZM117 99V100H118ZM144 99V100H143ZM165 99H166V101H165ZM169 99V100H168ZM251 99V100H250ZM107 100V101H106ZM134 100V101H133ZM152 101V103L150 102V101ZM171 100V101H170ZM241 100L242 101H244V103L243 102H241ZM248 100V101H247ZM256 100V102H253V101H255ZM41 101V102H40ZM42 101L44 102V103H42ZM101 101V102H100ZM106 101V102H105ZM128 101V102H127ZM164 101V102H163ZM240 101V102H239ZM38 103L37 104V106L38 107H36V103ZM47 102H51V103H48L49 105H47ZM88 102V103H89ZM97 102H99V103H97ZM166 102H167V104H166ZM171 102H172V104H171ZM262 102V103H261ZM39 103H40V105H42V104H45V105H42L43 106V108H42V110L44 109V111H45V113L44 114H49L48 116L47 115H42L41 113H43L44 111H40V109L41 108H39L40 106H39ZM42 103V104H41ZM106 103V104H105ZM146 103V104H145ZM174 103H175V105H174ZM203 103V102H202ZM239 103V104H238ZM104 104V105H103ZM124 104V105H123ZM155 104V105H154ZM165 104V105H164ZM243 104V105H242ZM252 104V105H251ZM50 105H52V106H50ZM54 105V106H53ZM59 105V106H58ZM106 105V106H105ZM152 106V105H154L155 106V109L153 110L154 112L152 113V116H154V118H153V120H152V118L151 119H147V117L144 115V117L143 116H140V114H139V112H141V111H143V113H144V110L146 109L145 108V106ZM238 105V106H237ZM244 105H247V107H245ZM41 106V107H42ZM44 106L46 107V108H44ZM95 106V107H94ZM123 106H125V107H123ZM227 106V107H226ZM251 106V108H249V107ZM258 106V107H257ZM15 106H13V108L12 109H15L14 108ZM55 108V109H57V107H58V109H59V107L61 108V110L59 109V111H58V109H57V111H54L53 110V112L51 111L52 110V108ZM147 107V108H148ZM203 107V108H204ZM233 107V108H232ZM255 107V108H254ZM38 108V109H37ZM91 108H96V110L94 109H91ZM98 108V109H97ZM100 108V109H99ZM101 108H102V110H104L105 109V111L108 109V111L107 112H109V114L106 112L105 113V115H106V118H108V121L109 120H112V121H109L110 123H112V122H114V123H116L115 121L116 120H119V119H121L122 121H121V123L119 122V121H117V123H119V125H120V127L122 128H119V130L118 129H116V132L115 133H113L112 134V136H111V133H110V131L108 130V132H106L107 130L105 129L107 126V124L106 125H104L103 124V122L105 121V120H107L106 118H104V119H101L102 117H100V119H99V116H100V114H99V116H98V112L99 113H101L100 112V110H101ZM154 108V107H153ZM232 109L231 111H233V112H231L229 109ZM234 108V109H235ZM243 108H244V110L246 111H244L243 110ZM246 108V109H245ZM249 108V109H248ZM253 108V109H252ZM17 109V108H16ZM37 109V110H36ZM140 111H139V110ZM144 109V110H143ZM177 109H179L180 111H178ZM259 109V110H258ZM91 110H93V112L96 114H94ZM101 110V111H102ZM124 110H122V111H124ZM147 110V109H146ZM177 110V111H176ZM215 110V111H214ZM11 112H13V111H15V110H10ZM9 111V113H11ZM27 111V112H26ZM39 111H40V113H39ZM95 111H97V112H95ZM114 111H115V113H114ZM139 111V112H138ZM213 111V112H212ZM229 111H230V114L228 115V113H229ZM242 111H244V112H242ZM249 111V112H250ZM263 112V113H261V112ZM16 112V111H15ZM17 112H18V110H17ZM22 111H20V113L19 114H17V113H14V116H12V117H15V114H17V115H20L21 113L22 114H24ZM53 114H52V113ZM111 112V113H110ZM176 112H178L179 114V116L178 115H175L176 114ZM215 112V113H214ZM36 113L37 114H40V116H41V118L43 119L44 117L46 118V119H44V120H42V119H40L39 117H37V115H36ZM114 113V114H113ZM213 113V114H212ZM251 113H247V114H249V115H251ZM8 114V113H7ZM7 114H6V118L7 119H11V118H9V117H7ZM116 114H119V116L118 115H116ZM172 114L173 115H175V116H173V118H172ZM244 114V115H245ZM17 115H16V117H17ZM109 115V116H108ZM114 115V116H113ZM185 115H187V117L185 116ZM188 115H189V118H188ZM227 115H228V117H227ZM258 115V116H257ZM23 116V115H22ZM33 116V117H32ZM47 116V117H46ZM116 116V117H115ZM140 116V117H139ZM148 116V115H147ZM229 116H231L233 119H232V121H231V117H230V120H229ZM234 116L236 117V118H234ZM21 117V116H20ZM27 117H24V118H26L27 119ZM111 117V118H110ZM114 117V118H113ZM148 117H151V116H148ZM163 117H165V120L167 119V131L169 130V131H171L172 129L174 130V131H171V133H170V135H169V133L167 134V135H165V133H164V130H162V128L164 127V125L166 124H164L163 125V122H162V118ZM175 117V118H174ZM207 117V118H208ZM224 117H226L227 119L225 120L224 119ZM242 117V116H241ZM5 118V120H7ZM33 118V119H32ZM48 118H51V121L48 119ZM110 118V119H109ZM144 118H146V119H144ZM176 118H177V120H176ZM14 118H12L11 120H13ZM18 119V118H17ZM26 119H24V120H26ZM29 119H31V120H29ZM142 119V120H141ZM184 119V120H183ZM188 119V120H187ZM195 118H193V120H194ZM197 119V118H196ZM240 119V118H239ZM16 119H14V121H15ZM45 120H48L49 122H50V124L49 125H47L46 123L47 122H44ZM54 120V122H53V124H52V121ZM186 120V121H185ZM190 120L192 121V122H190ZM259 120V121H258ZM31 121L33 122V123H31ZM94 121V122H93ZM160 121V122H159ZM190 123H189V122ZM222 121V122H221ZM226 121V122H225ZM227 121H229V122H227ZM237 122H238V119L236 120ZM240 121H241V119H240ZM253 121V122H252ZM13 121H11V122H9L10 124L12 123ZM142 122V123H141ZM144 122V123H143ZM146 122V123H145ZM147 122H148V125L146 126V124H147ZM150 122H151V124H153L155 127H157L158 128V130L160 129V133H161V131H162V136L161 135H159V136H157L158 138L157 139H154V140H152V138L149 136L150 135V133H148V131H149V129H147L148 127L149 128H152V125L150 124ZM152 122H154V123H152ZM197 122V121H196ZM215 122V123H214ZM223 122H225V124L223 123ZM234 122H235V120H234ZM261 122H262V124H261ZM94 123V124H93ZM104 123H107V121L106 122H104ZM161 123V124H160ZM191 123H192V125H191ZM258 123V124H257ZM10 124H9V126H10ZM14 124V123H13ZM13 124H12V126H10V127H13ZM131 124H133V125H131ZM188 124V125H187ZM144 125H145V127H144ZM151 125V126H150ZM161 125H163V126H161ZM222 125V126H221ZM225 125V126H224ZM139 126V127H138ZM141 126V127H140ZM189 126H190V129H189ZM224 126V127H223ZM261 126H262V128H261ZM45 127H48V128H46L45 129ZM52 128V130H51V128ZM144 127V128H143ZM161 127V128H160ZM163 128V129H166V128ZM195 127V128H194ZM49 128H50V130H49ZM54 128H55V126H54ZM193 128V129H192ZM212 128V127H211ZM210 128V129H211ZM37 129V130H36ZM147 129V130H146ZM176 129V130H175ZM177 129H178V131H177ZM193 131H192V130ZM209 129V128H208ZM259 129V130H258ZM262 129V130H261ZM49 130V131H48ZM91 130V131H92ZM104 130V131H103ZM118 130V131H117ZM187 130V131H186ZM191 130V131H190ZM10 131V132H11ZM103 131V132H102ZM166 131V130H165ZM166 131V132H167ZM191 133H190V132ZM202 131H203V129H202ZM259 133H258V132ZM262 131V132H261ZM35 132V133H34ZM57 134H56V133ZM173 132H175V135H174V137H173ZM201 132V131H200ZM199 132V133H200ZM224 132H225V130H224ZM45 133V134H44ZM78 133V134H77ZM179 133V134H178ZM195 133H197L198 134V136L197 137H195V135H197V134H195ZM258 134V136H257V134ZM16 134V135H15ZM20 134H22V133H20ZM50 134H51V136H50ZM98 134H96V135H98ZM190 134V135H189ZM192 134V135H191ZM193 134H195V135H193ZM201 134V133H200ZM221 134V133H220ZM223 134V133H222ZM224 134H227V133H224ZM13 135V136H12ZM39 135V136H38ZM46 135V136H45ZM48 135H49V137H48ZM81 135H83V136H81ZM189 135V136H188ZM260 135H261V137H260ZM20 136V135H19ZM22 136V135H21ZM35 136V137H34ZM77 136V137H78ZM91 136V137H90ZM201 136V135H200ZM24 137V136H23ZM48 137V138H47ZM52 137V138H51ZM54 137V138H53ZM86 137L87 138H90V139H92V138H94L95 140H89V139H86ZM151 138V139H149V138ZM259 137V138H258ZM36 138H38V140L36 139ZM49 138H51V139H49ZM145 138V139H144ZM147 138H148V140H147ZM162 140H161V139ZM174 138H176V140L174 139ZM195 138V140L194 141H196L197 143H195L194 142V144H193V139ZM197 138V139H196ZM246 139L248 138V137H245ZM252 138H253V140L254 141H256V142H253V140H252ZM21 139H22V137H21ZM61 139V140H60ZM160 139V141H161V143L159 144L158 143V140ZM187 139V140H186ZM7 140V139H6ZM10 140V139H9ZM13 140H10V141H13ZM86 140V141H85ZM87 140H89V141H87ZM143 140V141H142ZM149 140H151L150 142H149ZM164 140V141H163ZM174 140H175V142H177L178 144L176 145V146H178V147H176L175 146V142H174ZM10 141L8 142V140L5 142L4 140L2 141V142H5L7 145L4 147V143L3 144H0V150L2 149H4V148H6V147H8V148H6V149H8V152L9 153H6V151L4 152V150L1 152V153H3V154H1V157H2V155H3V157H4V155L5 154H9V156L11 155H14V153H15V151L13 150V152H12V150H11V153H10V149H9V144H10ZM34 141H36V142H34ZM90 141H93V143L91 142L90 143ZM98 141V142H97ZM157 141V142H156ZM202 141H204V139L202 140ZM163 142V143H162ZM1 143V142H0ZM24 143H25V145H24ZM34 143V144H33ZM88 143H90V144H88ZM152 143H154L153 145H152ZM157 143V144H156ZM192 143V144H191ZM209 143H210V146H209ZM211 143H212V145H216L215 147H216V149L217 148H219L218 150H214L213 149V147H212V145H211ZM254 143V144H253ZM20 144H21V146H20ZM22 144L24 145V147H22ZM36 144H38V145H36ZM59 144V145H58ZM60 144H62V145H60ZM93 146H92V145ZM200 144V145H199ZM26 145H29V147H27ZM58 147H57V146ZM64 145V146H63ZM91 145V146H90ZM160 145V146H159ZM162 145V146H161ZM193 145H195V146H193ZM199 145V147H196V146H198ZM203 145V146H202ZM247 146L248 145H250V147H252V145H251V142H250V144L248 143V144H246ZM26 146V147H25ZM31 146H38L37 147V149H38V151H35L34 149H36L35 147L33 148V147H31ZM174 146V147H173ZM193 146V147H192ZM207 147L209 150H206L204 147ZM209 146V147H208ZM262 146V145H261ZM3 147V148H2ZM61 147L63 148V150L61 149ZM94 148V150H93V148ZM191 147V148H190ZM195 147V148H194ZM200 147H203L206 151H204V152H202V154H201V151H203L204 149L203 148H200ZM212 147V148H211ZM214 147V148H215ZM254 147V146H253ZM252 147V148H253ZM257 147V146H256ZM31 148H33L32 150H31ZM65 148H66V150H68V151H66L65 150ZM71 148V149H72ZM174 148V149H173ZM183 148V149H182ZM211 148V149H210ZM255 148V147H254ZM261 148V147H260ZM263 148V147H262ZM20 149V150H21ZM98 149V150H97ZM195 149V150H194ZM201 149H203V150H201ZM248 149H250V148H248ZM259 149V148H258ZM83 150V151H82ZM92 150V151H91ZM98 151V158L96 157L95 158V156H96V154H93L94 152H96L97 153V151ZM115 150V151H114ZM165 150V151H164ZM182 150V151H181ZM185 150H188V151H186L185 152ZM193 150V151H192ZM198 150V151H197ZM260 150V149H259ZM64 153H63V152ZM67 153H66V152ZM72 152V154L71 153H69V152ZM73 151H74V153H73ZM162 151V152H161ZM211 153H210V152ZM213 151L215 152V153H213ZM261 151H263V149H261ZM260 151V152H261ZM20 152V151H19ZM88 152V153H87ZM118 153V155H117V153ZM163 152H165V153H163ZM193 152V153H192ZM195 152H196V154H195ZM198 152V153H197ZM200 152V153H199ZM208 153V155H207V153ZM32 153H34V154H32ZM41 153V154H40ZM48 153V154H47ZM114 153H116V154H114ZM162 153L165 155H163V157H162ZM191 155H190V154ZM221 153H222V151H221ZM262 153V152H261ZM35 154H36V156H35ZM43 154V155H42ZM46 154V155H45ZM50 154V155H49ZM75 154L73 155V157L75 156ZM121 154V155H120ZM199 154H201V156L199 157ZM210 154V155H209ZM224 153H222V155H223ZM17 155V156H16ZM49 156V158H48V156ZM53 155V156H52ZM95 155V156H94ZM169 155V156H168ZM187 155V156H186ZM196 155V156H195ZM203 155V156H202ZM205 155V156H204ZM216 157H215V156ZM9 156H6L5 155V157L4 158H8V160H9V158L10 159H13L14 158V156L11 158V157H9ZM38 156V157H37ZM52 156V157H51ZM75 156V157H76ZM101 156V157H100ZM185 156V157H184ZM206 156H207V158H206ZM210 156V157H209ZM217 156H219L220 158H218ZM22 158V159H19V158ZM26 159L27 157V159L29 160V161H27L26 162V160H24V158ZM44 157H45V159H44ZM50 157L51 158H53V159H50ZM68 157H69V159H70V161L72 162L70 165H68L69 164V160H68ZM74 157V158H75ZM93 159H92V158ZM165 157V158H164ZM166 157H168L169 159H167ZM188 157V158H187ZM203 158V160H202V158ZM212 157H214V159H215V161H214V159L212 158ZM117 158V159H116ZM19 159V160H18ZM42 159H44V160H42ZM46 159H48L47 160V162L45 163V160ZM59 159V160H58ZM100 159V160H99ZM175 159H177L178 160V163H176L177 162V160H175ZM196 159H198V160H196ZM200 159H201V162H200ZM212 159V160H211ZM40 160V161H39ZM42 160V161H41ZM62 160H63V162L65 161V163H61L62 162ZM67 160V161H66ZM168 162H167V161ZM172 160V161H171ZM192 162H191V161ZM207 162H206V161ZM211 160V161H210ZM0 161L3 163V161H4V159H1L0 158ZM5 161H7V159L5 160ZM12 161V162H11ZM37 161H39V163L37 162ZM69 161V162H68ZM176 161V162H175ZM198 161V162H197ZM205 161V162H204ZM213 161V162H212ZM0 162V163H1ZM29 162V163H28ZM40 162L42 163V164H40ZM44 162V163H43ZM56 162L58 163V164H60L62 167H61V171H62V169H64V170H67V167L68 166H72V167H70V168H72V172L69 170V168H68V172L70 171L71 172V174H74V176L75 177H73V178H71L72 177V175L70 176V174H69V176L68 175H66L68 172L67 171H65L66 172V174H64L63 172H64V170H63V172H60V170L59 171H57V172H59V173H57V172H55L57 169H56V167H57V165L58 164H56ZM96 162V163H95ZM169 162H170V164L172 163V162H174V164L176 163L177 164V166H178V168L180 167V169H179V171H181L182 172V174H179V172L178 171H175V172H178L177 174L180 176V175H183L182 177L180 176H177V174L175 173V175L176 176H174V175H171L173 178H175V179H172V177H168L169 175H170V173H172V171H171V168H170V165H169ZM189 162V163H188ZM211 162V163H210ZM1 163V164H2ZM66 163H68V164H66ZM93 163H95L97 166H99L100 167V172L98 171L97 173L96 172H94V164ZM168 163V164H167ZM187 163V164H186ZM196 163H197V165H196ZM203 163H205V164H203ZM4 164V165H5ZM10 164V165H9ZM13 165V168H15V170H13V168H12V165ZM173 164V163H172ZM175 164V165H176ZM189 164V165H188ZM191 164H194V165H191ZM19 165L21 166L20 168H19ZM53 166V169H54V166H56L55 167V169L53 170L52 169V166ZM60 165L57 167L58 169L60 168ZM167 165H169V166H167ZM218 165V166H217ZM2 166H3V164H2ZM111 168H110V167ZM222 166V165H221ZM9 167L11 168L10 169V171H8L9 170ZM36 167V168H35ZM44 167H47V171L48 172H46L45 170H46V168H45V170H43L44 169ZM107 167V168H106ZM187 167V168H186ZM195 167V168H194ZM199 167H200V169H199ZM4 167H2L1 168V166H0V169H3ZM33 168V169H32ZM41 168H43L42 169V171H44L45 172V174H47L46 176L44 175V172H43V174H40V172H42V171H40L41 170ZM91 168V169H90ZM108 168H109V170H108ZM113 168H115V169H113ZM185 168H186V170L187 171H185ZM191 168H192V170H191ZM221 168V167H220ZM17 169V170H18ZM27 169H29V170H27ZM36 169V170H35ZM99 169V168H98ZM110 169H112L111 171H110ZM215 169V170H216ZM219 169V168H218ZM3 170H5V169H3ZM16 170V171H17ZM34 170V171H33ZM39 170V171H38ZM114 170V171H113ZM208 170V171H207ZM31 171H33L32 173L34 174V172H35V174L34 175H36V173L39 175V177L38 176H34L33 175V177H35L34 179L32 178V173H31ZM108 171H109V174L111 175H109L108 174ZM112 171H113V173H112ZM169 171V173H168V175L166 174L167 172ZM191 171V172H190ZM201 171H202V173H201ZM212 171H214V172H212ZM219 171V170H218ZM0 172H2V170H0ZM10 172H12V174L13 175H11V173ZM14 172V173H13ZM21 172V171H20ZM39 172V173H38ZM55 172V173H54ZM69 172V173H70ZM106 172V173H105ZM186 172H189V173H186ZM17 173V172H16ZM30 173V174H29ZM56 173L58 174V176L56 175ZM116 173V174H115ZM134 173H135V175H134ZM198 173V174H197ZM204 173V174H203ZM211 175H210V174ZM63 174V175H62ZM172 174H174V173H172ZM193 174V175H192ZM196 174H197V176H196ZM199 174H201V175H199ZM206 174V175H205ZM209 174V175H208ZM215 174V175H214ZM217 174H218V172H217ZM4 175V176H3ZM43 176V179L40 177V176ZM49 175V178L47 177ZM52 175V176H51ZM61 175H62V178H61ZM82 175V177H80ZM115 175V176H114ZM130 175V176H129ZM132 175V176H131ZM138 175V176H137ZM192 175V176H191ZM200 177H199V176ZM213 175H214V177H215V179H212V178H214L213 177ZM45 176V177H44ZM51 176V177H50ZM54 176V177H53ZM60 176V177H59ZM63 176L65 177V176H67V178H69V180L67 179V178H63ZM113 176V177H112ZM129 176L130 178V180L127 178V177ZM195 176V177H194ZM207 176H209L210 178H211V176H212V178H211V180H210V178L209 177H207ZM36 177L38 178V179H42V180H44V178L46 179L45 181H41V180H38V179H36ZM79 177V178H78ZM132 177L135 179H133L132 180ZM48 178V179H47ZM54 178V179H53ZM127 178V179H126ZM165 178V179H164ZM186 178V179H187ZM190 178H189V180H190ZM209 178V179H208ZM50 179V180H49ZM73 181H72V180ZM79 179V180H78ZM112 179V180H111ZM195 179V180H194ZM0 180V194L1 195H3V197L6 199L5 201L6 202H8V200L10 199V196L11 195H6L5 194V196H4V192L5 193H7V194H10V193H8L9 192V189H7V186L6 187H2L3 186V181H1ZM51 181V183L49 182V181ZM53 180V181H52ZM62 180L64 181V182H62ZM67 180H68V182L69 183H66L67 182ZM114 180V181H113ZM128 180V181H127ZM188 180V179H187ZM19 181V180H18ZM37 181H40L41 183H39L40 184V186H39V184H37ZM46 181H47V183H46ZM131 181V182H130ZM210 181V182H209ZM20 182V181H19ZM45 182V183H44ZM53 182V183H52ZM54 182H55V184H54ZM129 182V183H128ZM135 182V183H134ZM206 182V181H205ZM3 183V184H2ZM51 184V186L49 187L48 185L49 184ZM64 183H66L67 185H65ZM113 183V184H112ZM156 183V184H155ZM188 183H190V181L188 182ZM206 183V184H207ZM210 183V184H211ZM43 184H45V186H42ZM54 184V185H53ZM68 184H69V186H68ZM111 184V185H110ZM129 184V186H127ZM135 184H137V185H139L138 187L135 185ZM144 184V185H143ZM162 186H160V185ZM167 185H169V186H167V188H166V186ZM2 185V186H1ZM38 185V186H37ZM46 185L48 186V188L47 189H45L46 188ZM52 185H53V187H52ZM159 185V187L158 188H162L161 190L159 189H157V186ZM213 185V184H212ZM4 186H5V184H4ZM106 186V187H105ZM109 186V187H108ZM113 186V187H112ZM135 186H136V188H135ZM144 186V187H143ZM147 186V187H146ZM191 186H192V184L190 183V188H191ZM214 186V185H213ZM2 187V188H1ZM55 187V188H54ZM67 187H69V188H67ZM111 187V188H110ZM193 187V186H192ZM252 187H254V186H252ZM251 187V190L253 189V190H256V189H254V188H252ZM5 188V189H4ZM52 188V189H51ZM55 190H54V189ZM67 188V190H70V191H66L67 193H65L64 192V190ZM129 188H131V189H129L130 190V192H132V193H127V191H128V189ZM134 188V189H133ZM147 188V189H146ZM264 188V187H263ZM262 188V189H263ZM4 189V190H3ZM7 189V191H5ZM42 189H44V190H42ZM71 189H73V187L71 188ZM106 189V190H105ZM123 189H125V192H124V190ZM136 189V190H137ZM165 189V190H164ZM45 190H46V192H45ZM51 190V191H50ZM54 192H53V191ZM164 190V191H163ZM192 190V189H191ZM195 190H196V188L194 187V189H193V191L195 192ZM214 190H216V189H214ZM252 190V191H253ZM2 191V192H1ZM34 191H32V192H34ZM50 193H49V192ZM107 191V192H106ZM110 191V192H109ZM159 191V192H158ZM193 191H191V193L193 192ZM257 191V190H256ZM256 191L254 192L255 194H256ZM263 191V190H262ZM53 192V193H52ZM129 192V191H128ZM164 193V194H162V193ZM165 192H167V193H165ZM212 192H214V191H212ZM108 194V196H107V194ZM215 193H216V191H215ZM215 193H213V194H215ZM41 194L43 195V196H45V197H43V196H41ZM105 194V195H104ZM112 194V195H111ZM119 194V195H118ZM132 194H134V195H132ZM193 194V193H192ZM253 194V193H252ZM257 194H259L258 193V191H257ZM38 195V196H37ZM69 195H71V196H69ZM115 195H117V196H115ZM129 195H131V196H133V198H134V196H135V200H134V206H135V209L132 207V208H130V205H128V203L127 202H129V204H131L132 205V201H129L131 198H129ZM164 195V196H163ZM43 197V198H41V197ZM75 196H76V198H75ZM158 196V197H157ZM162 196L163 197H169L167 200H168V202H167V200L165 199V198H163V199H161L162 198ZM214 196V195H213ZM216 196V195H215ZM214 196V197H215ZM108 197V198H107ZM112 197V198H111ZM45 198H46V200H45ZM88 198H91V199H88ZM110 198V199H109ZM113 198H115L114 200H113ZM132 198V199H133ZM155 198V199H154ZM53 199H54V201H53ZM112 199V200H111ZM128 199V200H127ZM172 199V200H171ZM213 199H215V198H213ZM212 199V200H213ZM40 200H41V202H42V204H40L41 202H40ZM43 200V201H42ZM48 200V201H47ZM76 200V201H75ZM90 200H92V201H90ZM123 200V201H122ZM158 200V201H157ZM161 200H164V201H161ZM170 200H171V202H170ZM193 200V199H192ZM40 203H39V202ZM49 201L51 202V204L49 203ZM105 201V200H104ZM110 201V202H109ZM152 201V202H151ZM174 201V202H173ZM44 202V203H43ZM46 202V203H45ZM47 202H48V206L50 205V208L49 209H45L46 208V206H47ZM77 202V203H76ZM162 202V203H161ZM169 204V203H171V205H170V207H173L174 208V211H171V210H173V208L171 209L170 207V209L167 207V206H169L167 203ZM54 203V204H53ZM123 203V204H122ZM9 204V203H8ZM44 204H45V206H44ZM80 206H79V205ZM100 204V203H99ZM103 204H105V202L104 203H102V205ZM173 204V205H172ZM39 205H42L43 207H41V206H39ZM87 205V206H86ZM132 205V206H133ZM161 205V206H160ZM197 205V204H196ZM48 206H47V208H48ZM129 206V207H128ZM164 206H166V207H164ZM195 206V205H194ZM198 206H199V204H198ZM82 207V208H81ZM83 207H85V208H83ZM115 207V208H114ZM123 207V208H122ZM160 207H161V209H160ZM197 207V206H196ZM196 207H194L195 208V210H196ZM109 208V209H108ZM140 208L141 207H139V210H140ZM167 208V209H166ZM193 208V209H194ZM105 209V211H107ZM131 209V210H130ZM164 209V210H163ZM168 209H169V212H168ZM47 212L48 210H50L49 212H47V213H49V214H46V215H50V213H51V215L49 216L50 218H51V220L53 221V222H48V220H47V222H43V223H41V220H40V218H38V221H40V223H38V222H34L33 223V221H29L30 220V218H33L32 220H34V221H37V220H35V219H37L36 217H39V216H41L40 214H39V216H38V212H44L43 214L45 215V211ZM117 211V212H114V211ZM130 210V211H129ZM143 210V209H142ZM151 210H150V212H151ZM163 210V211H162ZM165 210H166V212H165ZM181 210V209H180ZM197 210H198V208H197ZM215 210V209H214ZM219 211H221L220 210V208L218 209ZM23 211H24V209H23ZM24 211V212H25ZM109 211H107V212H104V216L103 215H97V216H99L98 218H97V216L95 215V217L98 219V220H100L101 219V217H103V218H107L108 220H109V222L107 221V219L104 221V222H106V223H104V224H102L103 225V227H105L104 229L106 230L107 228V230L106 231H103V229H99L100 227H101V222H100V224H98V221H97V219H95L96 220V223H97V225L99 226L100 225V227H98V229L100 230V232H103L102 234H100V236H101V238L102 237H104L105 236V238H103L104 239V241L106 240V238H107V242L110 244V245H108L107 244V242L105 241L104 242V245L105 244H107L108 246H106L107 248H109L110 246V251H111V253H110V255L112 256V258H113V256H114V258H115V255H116V253H118L119 255H120V253L118 252V251H120L121 252V250H122V236L121 237H119V234L118 233H120V235L122 234L120 231H122V224H120L119 222H121L122 223V221H119V214H116V215H119V216H114L113 218H116L117 220V222L115 221V219H114V221H113V218H112V220L111 219H109V217H107L108 215L109 216H112V215H110V213L108 214V212ZM154 211V212H153ZM205 211H207V210H205ZM205 211H203V213H201L200 215V218L199 219H203V220H206V216H208V215H205V214H207ZM217 210H215V215L217 214V212H218V214L220 215V213L221 212H219V211H217ZM11 212V211H10ZM21 212V211H20ZM56 214H55V213ZM111 212V211H110ZM142 212V211H141ZM149 214H150V212L149 211H147ZM146 212V213H147ZM162 212V213H161ZM165 212V213H164ZM168 212V213H167ZM181 213L182 214V216H183V218L184 219H182L181 218V214H179V213ZM196 212V211H195ZM195 212H194V214H195ZM198 212V211H197ZM196 212V213H197ZM201 212V211H200ZM204 212H205V214H204ZM214 212V211H213ZM12 213V212H11ZM25 213V214H26ZM32 213V214H31ZM34 213V214H33ZM105 213H107L106 215L107 216H105ZM113 213H111V214H113ZM145 213V212H144ZM145 213V214H146ZM147 213V214H148ZM161 213V214H160ZM173 213H175V214H173ZM177 213H178V215H177ZM24 213H23V215H25ZM31 214V215H30ZM140 214H142V213H140ZM217 214V215H218ZM223 213H221V215H222ZM34 215V216H33ZM45 215V216H46ZM159 215V216H158ZM198 215V214H197ZM203 215V216H202ZM224 215V214H223ZM30 216H33V217H30ZM44 216V217H45ZM48 216H46V217H48ZM53 216H55V217H52ZM101 216V217H100ZM142 216H144V214H142ZM142 216H141V218H142ZM9 217V218H10ZM49 217H48V219H49ZM63 217H65V218H63ZM122 217V216H121ZM120 217V218H121ZM145 217V216H144ZM163 217L160 219V220H163ZM206 217V218H205ZM216 216H214V218H215ZM218 217V216H217ZM222 217V216H221ZM41 218H42V216H41ZM60 218V219H59ZM63 218V219H62ZM67 218V219H66ZM222 218H224V217H222ZM29 219V220H28ZM47 219V218H46ZM45 219V220H46ZM80 219V218H79ZM173 219V221H175ZM218 219V218H217ZM42 220H44V219H42ZM44 220V221H45ZM50 220V219H49ZM50 220V221H51ZM120 220H122V218L120 219ZM146 220H148V219H146ZM169 220V219H168ZM172 220V219H171ZM220 219H218V221H219ZM65 221V222H64ZM113 221V222H112ZM180 220H178V222H179ZM216 221V220H215ZM146 222V221H145ZM217 222V221H216ZM12 223V222H11ZM47 223H49L50 225H47ZM103 223V222H102ZM107 223H109V225L107 224ZM111 223H114L113 225H115L116 223V227H114ZM119 223V224H118ZM177 223V222H176ZM199 223H201L200 221H199ZM203 223V222H202ZM201 223V224H202ZM13 224V223H12ZM36 224H38V225H36ZM56 224V225H55ZM79 224H80V222H79ZM107 224V225H106ZM110 224H111V226H110ZM146 224L147 223H145V226H146ZM148 224H150V222H148ZM147 224V229H149L148 228V225ZM201 224H198V225H201ZM32 226L33 225V227L35 228H33V227H31V228H29V229H32V230H28V231H30L31 232V235H33V234H35V235H33V236H38L37 238H35L34 237V239L37 241V242H39V243H37V244H41V242H42V244L40 245V246H42L43 247V249L44 250H46V251H50L49 253H43V252H40L39 251V255H36V254H38V252L37 253H33V252H36V250H34V249H32L31 247H34V246H31L30 245V247L28 246V248H30L31 249V252H30V249L28 250V248L27 247H25L26 249H27V251H25V249L23 250L22 249V247L24 246V244L23 243H25V242H27V241H29L30 242V240L28 239L29 238V234H28V236H26L27 235V233L26 232H28L27 230H26V228L28 229V227L29 226ZM34 225H36V226H34ZM40 225V226H39ZM47 225V226H46ZM52 225V226H51ZM106 225V226H105ZM45 226V227H44ZM49 226V227H48ZM62 226V227H61ZM108 226H110V227H108ZM118 226V227H117ZM126 227H127V225H125ZM47 227V228H46ZM53 227V229H50L49 230V228H52ZM103 227H101V228H103ZM120 227V228H119ZM150 227V229H151V226H149ZM17 228H19V230L17 229ZM58 228V229H57ZM114 228H116V230H118V231H116V233L118 234V235H116L115 233H112V232H115V230H114ZM123 228H124V226H123ZM144 228V227H143ZM24 229V231H22V230ZM56 229V230H55ZM80 229V230H79ZM120 229V230H119ZM125 229V228H124ZM25 230H26V232H25ZM69 230V231H68ZM109 230V232H107ZM111 230H112V232H111ZM114 230V231H113ZM146 230V229H145ZM144 229H143V231H145ZM17 231H22V232H25L24 233V235H22L23 233H18ZM66 231H67V233H66ZM71 231H72V233H71ZM148 231V230H147ZM147 231H145L144 233L140 230V232L139 233H142V234H140V236L137 238V240L138 239H140V241H143V242H140L139 240L138 241H135L136 240V238H135V240H134V242L138 245V243H142V245H143V248H145V246L146 247H148V246H151L150 245V241L148 242V240H149V238H150V240L152 239V234H150L151 235V237H149V236H147L149 233L147 232ZM150 231V230H149ZM152 231V230H151ZM29 232V233H30ZM40 232V233H39ZM46 232V233H45ZM62 233V234H61ZM66 233V234H65ZM153 233V232H152ZM10 234V235H9ZM21 234V235H20ZM26 234V235H25ZM67 234H68V236L70 237V239H68L69 237H67ZM73 236H72V235ZM144 234V235H143ZM23 236L22 238L23 239H25V241H22L23 243H20V245L17 243L18 241H21L22 240V238L21 237H19V238H21V239H19L18 238V236ZM56 235H58V236H56ZM72 237H71V236ZM118 236V237H116V236ZM137 235H138V232H137ZM137 235H135V237H137ZM57 238H56V237ZM11 237L13 238V239H11ZM14 237L16 238V240H14ZM26 237V238H25ZM60 237V238H59ZM64 237H67L66 238V240H64ZM74 237V238H73ZM110 237V238H109ZM19 240H18V239ZM50 238L52 239V241L50 240ZM62 238H63V240L64 241H62ZM120 240H119V239ZM142 238V239H141ZM102 239V240H103ZM54 240V241H53ZM109 240V241H108ZM56 241V242H55ZM58 241H60V242H58ZM66 241V242H65ZM69 241V242H68ZM71 241H74L73 242V244H72V242ZM152 241V240H151ZM13 242H16V244L17 245H19L20 247H21V249H20V251H19V246H17L16 248H18V249H15V246H16V244H15V246H14V244L12 245V243ZM52 242V243H51ZM57 242L58 243H61V244H57ZM63 242V243H62ZM68 242V243H67ZM119 242V243H118ZM65 243V244H64ZM22 244H23V246H22ZM44 244H46L47 245V247H46V245H44ZM62 244H64V245H66L67 247H64V245L63 246H60V245H62ZM117 244H119V245H117ZM136 244H135V246H136ZM149 244V245H148ZM152 244V243H151ZM27 245V243L25 244V246ZM45 246V247H44ZM69 246V247H68ZM72 246V247H71ZM116 246V247H115ZM4 247V248H3ZM63 247V248H62ZM73 249V247H74V250L71 252V248ZM114 247H115V249L117 248V247H119V248H117L116 250H118V249H120V250H118V251H116L115 249H114ZM121 247V248H120ZM136 247H142L141 245H138V246H136ZM24 248V247H23ZM62 248V249H61ZM66 248V249H65ZM111 248H112V250H114V251H112L111 250ZM148 248H150V247H148ZM146 249L145 248V250H149V249ZM77 249V250H76ZM6 252V253H4V251ZM15 250V251H14ZM18 250V251H17ZM65 250V252H67V251H69L70 250V255L68 254V252L67 253H63V251ZM8 251V252H7ZM25 251V252H24ZM29 251V252H28ZM80 251V252H79ZM115 251H116V253H115ZM2 252V253H1ZM14 253V255H13V253ZM19 252H20V254H19ZM112 252H114L113 254H115V255H112ZM4 253V254H3ZM18 253V254H17ZM30 253V254H29ZM60 253V255L58 256L57 254H59ZM72 253H74L75 254V256H74V254L72 255ZM81 253V254H80ZM46 256H45V255ZM49 254H51L52 256H54V258H55V260H56V257H59V258H57V262L56 261H54V258L51 256V255H49ZM117 254V255H118ZM13 255V256H12ZM36 255V256H35ZM44 255V256H43ZM77 255V256H76ZM79 255V256H78ZM18 256H20L19 258H15V257H18ZM38 256V257H37ZM43 256V257H42ZM51 256V257H50ZM67 256H71V258L70 257H67ZM72 256H74V257H72ZM6 257H8L7 259H5ZM9 257H10V259H9ZM13 257V258H12ZM24 257H25V255H24ZM42 257V258H41ZM45 257H47V258H45ZM53 258L52 260L50 259V258ZM61 257V258H60ZM76 257H78V259L80 260H82V262H81V260H80V262H78L79 260L76 258ZM117 257V256H116ZM11 258H12V260H11ZM32 258V257H31ZM118 258V257H117ZM117 258H115L114 260H116ZM17 259V260H16ZM48 259H50V261H48ZM60 259V261H58ZM69 261H68V260ZM77 259V260H76ZM22 260V261H21ZM44 260H46V261H44ZM72 260H73V262H75V263H71L72 262ZM118 260V259H117ZM34 261V262H33ZM53 261V262H52ZM84 261V262H83ZM119 261V260H118ZM14 262H16V263H14ZM36 262V263H35ZM70 262V263H69ZM77 262V263H76ZM88 262V263H87ZM89 263V264H90ZM115 263L116 264H118V262L117 261H115ZM120 264H122L121 263V260H120V262H119ZM25 264V263H24ZM29 264V263H28ZM101 264H103V263H101Z\"/></svg>",
  "mask_w": 264,
  "mask_h": 264
}]
</instances>
